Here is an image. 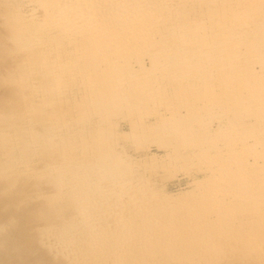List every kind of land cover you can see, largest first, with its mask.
<instances>
[{"label":"rangeland","instance_id":"374dc122","mask_svg":"<svg viewBox=\"0 0 264 264\" xmlns=\"http://www.w3.org/2000/svg\"><path fill=\"white\" fill-rule=\"evenodd\" d=\"M32 1L33 0H0V110L2 108H7V111L5 110L6 112L4 114L0 113V137L2 138L5 135L4 137H6L7 139L12 138L11 140L9 139L10 141L5 140L6 138L4 137H3L4 140L0 139V142L2 140V142L4 143V144L0 143L1 145L0 161H3V164H6L7 166L6 167L4 165L2 167L1 166L2 162H0V167L2 169V170L0 169L1 170L0 171V264H264V143L257 142L260 140V138L261 140L264 141V135H263L264 124H262L264 123L263 122L264 112H262V110H264V104H263L264 102L260 101L261 100L260 98H264V73H263L264 70H262L264 69V65L262 64L264 63L263 62L264 50H262L264 46L260 45L259 47L258 45L261 44L258 43L259 40L262 41V39L261 38L259 39V37H261V35H264V31L262 30V28L264 29V0H216V1L215 0H172L174 4L175 3L177 4L175 5L173 4V6L168 5L170 9L164 6H162L164 8L159 6L160 8L158 9L159 11H156L157 6H154L155 7L154 10L156 12H151V14H149L150 12L146 11V13L148 12L147 15L151 16L150 18H153L155 20L157 15L155 16L154 14H160V16H163L162 18L160 16L157 17L158 18L156 22L157 24L155 23L156 26L153 24V27L156 31L153 29L152 32L153 33L155 32V34L153 35L152 33H150L151 36L150 35L148 36L149 40L147 36L143 35L144 37H146L144 38L146 42L144 40L143 41L140 40V42L134 43L133 41L129 40V38L133 39V37H128V36L131 35L137 36L138 34H132L135 31L134 29H133L134 31L132 29L129 30L132 31V33H127L129 31L127 29L126 30L124 29L130 26H123V28L124 27L125 28L121 32L123 33L122 35H124L125 33L124 31H127L126 34H128V36L127 35L125 36L121 35V36L126 37L125 39L128 40H126L125 42V39L122 38L121 43L125 42V44L124 43L123 44L126 45L127 47H125L124 45L123 47L120 46L121 48L119 49H121V51L118 49L119 46H117V44L113 45V43L115 42L111 43L112 45L103 43L105 42L103 41V39L107 41V37H105V35L108 36L109 34V33L107 34L106 32L104 36H102L103 35L102 33L99 32L89 33V30L85 31L84 29L83 32H80V30H78V32L76 31L78 34L76 32H73V30H71L72 32H70L69 30L68 33L67 29H66L67 31L63 28H62L63 30H61L60 28H56L53 25H51L53 26L52 28L50 27L51 30L46 31V28L48 27L47 29H49L50 25L46 24L47 22L45 23V21H43L44 19L43 16L41 15L42 8H40L41 7L40 4L36 2L37 5L39 4L40 7L37 6L36 4L35 6L37 7H35L33 5L34 2ZM128 1L132 2L133 0L132 1L128 0ZM155 1L162 2L163 0H158V1L155 0ZM26 2L27 4H25ZM165 8L167 11L170 10V13H172V15L174 16L173 18L172 15L168 13L169 11L167 12ZM27 10H31L30 14L33 13L34 16H32V14L31 15L28 14L29 12L27 13ZM163 12H166L168 13V15L169 14L170 15L168 16L166 15V13ZM26 14L30 15L29 16L30 18L31 17L35 19L37 18L36 19L37 21L34 22L35 19H33V21L31 20L32 21L31 22L30 18L28 17L30 21L28 22ZM39 16L42 18V23L44 22L46 24L45 26L43 24L41 28L38 27L42 25L40 23L41 18ZM14 17L17 19L14 20L15 19ZM159 17L161 19H159ZM165 17L166 18L168 17L169 19H166ZM19 18L20 20L18 21ZM21 19L22 20L24 19L23 23L27 21L28 24L25 23V25L23 26L20 25L22 24L19 23L20 21L22 22ZM163 19L166 21H160V22L162 23L166 22L165 26L164 24H161L159 22V20H163ZM11 20L16 21L15 22L16 24H14V22ZM145 21H146L145 23L153 22V20L152 21L149 20L150 21L149 22L147 19H145ZM198 21H202V22H198ZM209 21H211V25H209ZM11 23L14 24V26H16L17 28L16 30L10 27ZM17 23L19 24V28L21 30H19V28L17 27ZM30 23L31 24L36 23V25L33 24L31 25ZM39 23L41 25H39ZM168 23L169 25L167 26ZM172 23L175 25V27L179 25L178 26L179 32L177 28H174V25ZM186 23L192 26H188V24ZM215 23H217L216 24L217 27L215 26ZM197 24L201 26L199 27ZM213 25L215 26L214 28ZM27 26L30 27L37 26V27H35L34 30L32 31L33 28ZM184 26L189 28L186 29L184 28ZM24 27L26 29H24ZM167 27L168 29H166ZM161 28L162 30H164V32L161 30ZM35 29L38 30V32L35 31ZM25 30L31 31L30 34L27 35L26 33L28 32H26ZM167 30L169 32L171 31V33L173 32L176 33V35L177 34L181 35L179 37L182 39H185L184 37H186L185 40L188 39L187 41H183V40L179 42L177 41L176 43H178V45H182L181 42H184L183 46L185 47L186 45L187 49H189L190 48L189 46H191V49L193 50L197 49V51H202V49H204L203 51L206 50L207 52H210L208 55L209 59H207L206 61L207 63L209 61L208 66L207 63H205L206 65L204 63L201 64L200 59L198 61V55L196 56V54L194 55L196 57L194 58H192L193 56L191 57L192 64H190V61L176 62V60L172 58L173 53L171 49H169L171 54L167 53L169 55L168 56L166 52L169 51L168 48L165 47L167 46L169 47V45L166 44V42L170 43L171 41H167L166 40L167 38H164L165 36L167 37L169 36L168 33H165L167 32ZM16 31L17 33L19 32L18 33L19 36L21 37L24 36L23 38L20 37L21 40L20 39L14 40L15 37L9 36V33L11 35L13 32L16 33ZM42 31L45 33H43ZM64 31L67 35L64 33ZM158 31L163 34L161 35V33H159ZM183 31H185L186 34L189 33L187 35L191 36L190 39L186 34H184L185 32ZM35 32L38 35L39 34L43 35L48 33L47 34L48 37L46 36V38L45 35H43L45 40L49 37H50L49 39L51 40H53L54 38L56 39H54L52 42L50 40V42L48 43L49 39H47L45 42V40L41 37V35H39L40 36L39 37ZM52 32H54L55 34H58L59 32L60 34L55 35ZM23 33L29 36L28 37L29 41L27 40L29 43H27V41L24 39L27 37L25 35H22ZM110 35H109L110 37L108 36V39L113 38L112 34ZM56 36L57 37L60 36V37L57 38ZM67 36L71 39L70 41H68L69 38ZM31 37H33V39L36 38V41L30 40L32 39ZM37 37L41 39L40 42H38V40L40 39H38ZM150 38L152 40H150ZM65 39L67 40L65 41ZM118 39H121L120 35ZM163 40L165 41V45L164 43L161 44ZM16 41H22V42H20L21 43L20 44L17 43ZM188 41H190V43ZM224 42H226L227 47L226 45L223 44ZM39 43L41 45L40 46L41 49L39 47ZM50 43H51V47H49ZM186 43H189L190 45ZM219 43L220 45L222 43L223 46L222 45L221 46L222 47L225 46L224 47L225 49L224 48L221 49ZM102 44L103 45L105 44V46H103L105 48V51L107 49L109 52L107 51L106 53H104L105 51L104 49H102L103 48ZM191 44H194V46ZM214 44L217 46H215ZM20 45L23 48L20 47ZM130 45L132 46L137 45V47L135 49V47H132ZM213 45L214 47H212ZM43 46L45 47L48 53L46 52L45 49H43ZM46 46L50 50L47 49ZM115 47L117 49H115ZM215 47L218 49H216ZM78 48H80V50H78ZM99 48L102 49L103 51L100 50ZM97 49H99V51ZM130 49L134 52L137 51V49H139L137 51L140 52L139 54L135 52V54L137 53L139 55V56L136 55L138 58L135 56V54L134 55L129 54L132 53ZM42 50H44V53L48 54V56L45 54L47 58H45L46 56L43 54ZM95 50L97 51L95 52ZM219 50H221L222 54ZM93 51L95 55L92 53ZM216 51L217 54H221V55H217ZM36 52H39V55L42 59H40V57L37 56L38 53L35 54ZM88 52L90 53L88 54ZM207 52H205L206 55L208 54ZM34 54L36 56H34ZM98 54L101 55L103 54L104 56L103 55L102 56L103 57L106 56L107 59L104 58L103 60L102 59L103 57L101 55L98 56ZM225 54L229 55V57H225L226 56ZM32 55L33 57H30ZM80 55L82 59L84 58L83 60L80 59L79 57ZM90 55L94 57H91ZM128 55L131 56V58H129ZM85 56H88L89 58ZM76 57L79 58V60H82L79 61V64H78V59ZM112 57L115 58L113 59ZM230 57H233L234 59H231ZM73 58L77 60H74ZM127 58L129 59L127 60ZM136 58L138 60H136ZM155 58H159V60L164 58L163 61L165 62L164 63L165 66L166 65L168 66L170 62L173 60L175 62H171L170 66L172 65L173 66L172 67L168 66L167 67L168 70H165L164 68L165 70L164 71L161 68V70L165 72V74L164 73L161 74L158 73L159 71L154 72V70H157L155 69V67L157 68V66H155L154 63ZM216 58L219 59L218 63H220V65L218 64V68H219L218 79L214 80L213 63ZM108 59H112L113 60L112 63L107 62ZM130 59L132 60L130 61ZM229 59L231 60V62L233 61L232 64L229 61ZM244 59L248 60L247 61L248 63H245ZM29 60L32 61L34 64L32 62H29ZM99 60L101 62L107 60L105 61L106 65L105 62L101 64ZM124 60H126L127 62ZM168 60H170V62ZM184 60L187 59L184 58ZM193 60H195V62L198 61L199 63H194ZM41 61L42 63L44 61L45 62L41 64L40 63ZM93 61L95 62L93 63ZM114 61H117L119 64H116L117 62L114 63ZM166 61L169 62V64ZM236 62L238 65L236 64ZM45 63L47 64L46 66H44ZM91 63L96 65L95 66L90 65ZM124 63L126 65H124ZM175 63H177V65H175ZM179 63L182 64L186 63V64L181 66V64ZM242 63H244L245 66ZM80 64L83 67H81ZM120 64L124 65V67ZM188 64L191 67L190 69L188 68ZM239 64H241L244 67L243 69L245 70H241L242 67H240L241 65ZM246 64L251 66V67L248 66L250 71L249 69L246 70V68H248ZM108 65L111 67H109ZM231 65H233V67H235L236 70L233 69V67H230ZM84 66L85 67L87 66L89 69L84 68ZM92 66L94 67L92 68ZM118 66L119 67L121 66L120 71L118 69ZM186 66L189 70L186 69ZM79 67L81 70V71L79 70V72L81 73H77ZM125 67L126 69H124ZM129 67H131V70L129 72L125 71V70H129L127 69ZM32 68H34V70L37 69L36 73ZM99 69L100 72L98 73ZM173 69L174 70L176 69L175 71L177 72V74L181 76L178 77L180 79L177 78L178 80H175L178 75L176 74L175 71H173ZM183 69H185L186 71ZM88 70L90 71L86 72ZM91 70H93L92 71L93 74H91ZM94 70L96 71L94 72ZM101 70L103 71L105 70L104 71L105 73L101 72ZM111 70L114 71L112 72ZM121 70L128 73V74L125 73L124 75L127 74L129 76L123 77L122 76L123 71ZM42 71L45 72V74H47L46 75L47 78L45 77ZM59 71L61 72V74L63 73L62 74L63 76L60 74H59L60 77L56 76L58 75V73H60ZM62 71H64L65 74ZM116 71H119V73ZM169 71L171 73L175 72V74H171ZM243 71H246L245 75H244L245 72ZM31 72L34 75L31 74ZM52 72L55 73V75L53 74L51 75ZM67 72L72 75L69 74L70 75L69 76ZM82 72L86 74H83ZM150 72H152V74H149ZM190 72H192L193 74ZM256 72L259 74H256ZM108 73L109 74L111 73L110 75L112 76L115 75V76L112 77ZM121 73L122 75H120ZM183 73L185 75H183ZM211 73L213 77L210 76ZM41 74H43L44 76ZM90 74L93 76L92 78L90 77ZM100 74L102 75L101 76L102 78L100 77ZM188 74H190L191 76L189 75L190 76L189 77ZM81 75H87V76L83 77ZM94 75H96L95 76L96 78L94 77ZM105 75L108 78L112 77L110 78L111 80H113L114 78L115 79L117 78L118 80H120V78H125L126 80L125 79L123 80L121 79V81H118L117 79L116 80L120 82L121 87H124V89L126 88L127 90L126 89L124 90L123 88H120V86H117L118 82L115 79L114 81H105L108 79L107 77H105ZM167 75L175 77V79H173L172 77H168ZM257 75L258 76L261 75V76H259L258 78ZM130 76L132 80H130ZM145 76L149 77L148 79L150 80L145 78ZM157 76H159V78L161 77L164 79L161 78L159 79ZM187 76L190 80L187 78ZM208 76L211 77L212 79H210ZM88 77L90 79H88ZM97 77H100V79L105 78L102 81L105 84L109 82V85H111L109 86L111 91L109 90V87H106L108 86L107 85L108 83L105 86V84L102 81H100L99 78ZM138 77H140L141 79ZM25 78L27 80H25ZM42 78H44V80L48 79L50 82L48 80H47L48 82L43 81ZM84 78H86L85 83H84ZM151 78H153V80H151ZM182 78L184 80H182ZM206 78H208V81L213 80V85L215 82L217 84L215 83V86H213L210 84L211 83L210 81H209L210 83L207 84ZM91 79H98V80L91 81ZM57 80L59 81L60 85L59 83L57 84L58 82ZM60 80L61 81L65 80V81H62L61 83ZM87 80L91 81V83L93 82L92 84L94 85H91L90 82L88 84L89 86L85 85L88 83ZM141 80H143L144 82H142ZM154 80L155 81L157 80V82L155 83ZM240 80L241 82H238ZM95 81L97 83H95ZM145 81L147 83H145ZM150 81L153 82L151 83ZM166 81H168L169 83ZM65 82L67 84H65ZM125 82H127L128 84ZM131 82L132 84H134V86L130 85ZM48 83L52 85L56 83L55 85L57 86L54 85L55 86L54 87L52 85H49ZM114 83L117 84L115 85ZM244 83L248 85H245ZM42 84L45 85V87L42 86ZM64 84L66 85L65 87H63ZM113 84L117 87L115 88V90H119L120 93L122 94V95L119 94V91H117L118 93L115 92L116 94L114 95L116 96L121 95L120 96L121 99H119L120 97L118 96L117 99L119 100H114L116 101V103L112 102V100H110V98L108 97L110 96L111 92L114 91V89H111ZM135 84L138 87H139L138 84H140V86L144 88V90L142 91H146V89L148 91V86H149L151 90V91L149 90L150 94H147L149 93L148 91L140 96L139 94H141V92H139V90L141 91L142 88H138ZM153 84H156V86ZM162 84L165 85L163 87L164 89L162 88L163 86ZM187 84L189 86L190 84L192 85L191 87H189ZM230 84L233 85V87ZM90 85L92 87L93 86L95 87L92 88ZM152 85L154 86V90L152 88L153 87ZM48 86L51 87L50 88L51 90L52 88L55 89L54 92L52 91V93H54L53 95L48 93L49 91L51 93V90L49 89ZM135 86L138 89H135ZM176 86L178 87V89L176 88ZM209 86L210 88H208ZM131 87L133 88V90H135V92L134 91L133 92L134 94L136 93L135 94L137 96L136 98L134 94H131L133 92H129L132 89ZM155 87L156 88L161 87V90L157 88L159 89L161 94L158 93L159 91ZM217 87H219V91ZM230 87H232V89H230ZM47 88L49 89V91ZM245 88H247L246 91L248 90L247 93L245 91ZM43 89L45 91H42ZM121 90L124 91V93H122ZM162 90H166V91L168 90L169 92ZM185 90L188 92L186 93ZM126 91L129 94L125 93ZM213 91L214 92L216 91L217 95L220 92L218 95L219 97H217L216 93H213ZM243 91L245 94H242ZM255 91L260 92L261 95L263 94L262 95L263 97H261V95L260 97H256L257 92ZM87 92L91 93V97L89 96L90 94H87ZM210 92L212 93L210 94ZM151 93L152 94L154 93V95H152ZM177 93L179 94V96L177 95ZM192 93H194L193 95H197V97L193 96ZM206 93L209 94L206 95ZM126 94L128 95V97ZM145 94L150 96V97L148 96L149 98L148 100H146V102H145L146 99L145 97L147 96H144ZM167 94L170 97L173 95L171 99L168 98ZM186 94H190L191 96L190 95L185 96ZM254 94H255V98L252 99V97H254ZM112 95L110 96L111 98L113 97ZM138 95H139V99L141 97L142 100L143 96L144 98L142 101L143 104L142 102H138V106H137V103L135 102L137 101L136 99H138ZM87 96H89L90 99L97 98L95 100L98 101V103L93 104L96 103V101L93 99L95 102L92 101V105L93 106L99 105L100 107L98 106L99 108L96 109V106L94 107L89 106V103L92 99L89 101V99L86 98ZM154 96L155 97L162 96L164 98H160V100H158L159 98L158 97L154 98ZM133 97H134V101L131 100L133 99ZM152 97L154 98V100ZM108 98L110 101L108 100ZM113 98L116 99L115 97ZM122 98L123 99L126 98V99H124L123 101ZM165 98L170 99V101L166 99L167 101L165 102ZM139 99L138 101H140ZM149 99L152 100L150 101ZM155 99L159 102L157 103ZM125 100L126 102L133 101L134 107H131L133 106L132 105L133 102L132 103L129 102L128 104L125 102ZM87 101L89 102L88 104L86 103ZM106 101H108L109 103L112 102L113 107L112 104H110L111 106H109V104H107L108 102ZM122 101L124 103H122ZM153 101L155 102V104L158 105H155ZM216 101H218L219 103ZM151 102H153V105ZM252 102L255 103L252 104ZM121 103L122 105L124 104H128V105H124L125 106L124 108V106L122 105L119 106V104ZM159 103H163L166 106L162 104L159 105ZM245 103H247V105ZM114 104L118 105V107H120V110L119 108L116 109L117 106H114ZM255 104L258 108L254 107ZM82 105L83 107L85 108L87 107L88 109L86 108L85 110L84 108L85 111L82 110ZM139 105L141 108H139ZM64 106L65 109L61 110L62 109L61 107ZM128 106H130V108H128ZM142 106L143 107L145 106L144 107L145 110L142 109L143 108ZM89 107H93L94 109L93 108L91 109H93L94 111L89 109ZM101 107L102 108L105 107L106 109L104 110L103 108L104 110L103 111ZM239 107L243 109L246 116L248 115L247 117L250 116L253 117L247 120L249 122L252 121L251 122L252 124L247 121H243L242 119L243 117H241L242 119L241 121L239 118V121H236L235 124L234 122L235 117L234 114L230 112L231 111L230 109L234 111L235 110L238 111V109H240L241 110L240 112L243 113L242 109ZM107 108L109 109L108 111L112 109V112L110 111L111 113L107 111L108 115L111 116L112 114L110 118H108L109 116L106 114L107 112H105ZM256 108L258 110H256ZM96 110H98L99 112ZM101 110L105 113L101 112ZM82 111L86 113L84 114ZM94 112L95 115H91L94 114ZM97 112L98 114L101 113L99 114L100 116L104 114V117L103 115L101 116V118H99V115L96 116ZM227 112L231 114L228 115L229 113ZM217 114L218 116H216ZM219 114L222 115L220 116ZM1 115L2 116L6 115L8 117L5 118L4 116L2 117ZM88 115L93 117L92 118L88 117ZM51 116L53 118H51ZM77 117L78 119L80 118L82 121L78 120ZM199 117H201V120ZM225 118L228 120H226ZM102 120H104L105 122H102ZM207 121L210 123H208ZM77 122H79L80 125L79 124L77 125ZM206 122L208 124L200 125L201 123L204 124ZM246 122L248 124H246ZM254 123H256V125ZM74 124H76L79 127H76ZM257 124L258 127H256ZM199 125L201 126L202 129H204V135L201 132L203 130L200 128ZM167 126L169 127V129L165 131L164 129ZM260 126L263 127L260 129ZM53 127L55 131H53L52 129ZM250 127L254 131H252L251 129H250L251 132L247 130ZM14 128L18 130L15 131ZM198 128L201 129V131H199ZM206 128L207 130H205ZM257 128L260 129V131L263 130L261 131L262 135L260 131L257 130ZM20 129L28 133L30 132V135H28V133L26 132L18 133ZM13 130L17 134L15 135L16 137L14 136L15 132L14 134L12 133ZM35 131L41 132V133H37V135L38 136L41 135L42 138L45 139V142L41 137L39 139H37V137H34L36 133ZM44 131L46 132L48 131L49 133L47 132L46 134ZM69 131L73 135H71L70 133L68 134ZM90 131H92V133H95V134L90 133L91 135H94V137H92V141H94L95 138L98 137L96 142L99 143L101 142L100 144L98 143L101 149L107 147L108 150L112 151L114 149V152L117 151L115 152L117 156L122 154L123 157L119 156V158H121V160L124 161L118 159L119 161H121V163L119 164L117 163L118 162L117 159H116L117 161L114 160L117 157L115 154L113 155V159L111 158L109 159L108 157L109 156L112 157L111 155L113 153H111L110 151L108 152V150L106 149L105 151L103 149L98 150V152L101 151L103 155H105V153L108 152L106 154L109 155L108 156L105 155L104 157L105 158L107 157L110 161L106 158L107 159L106 162L107 163L109 162L110 167H111V163L113 165L116 164L115 165L117 166L116 168H118L119 166L118 170L120 169L121 172L124 174V176H128V178L131 177L132 183L134 185L130 183L131 179L129 180L130 182L129 181L127 182L128 180L127 177H125L127 178V180H125L124 176H122L121 174L118 176L117 174L119 173V171L118 170H116L118 172L114 171L115 167H112L111 170L108 168L110 170V172L108 170V172L110 173L108 174L110 176L107 175L106 172L107 168L105 167V165L107 166V164L105 163V159L103 158L101 153L99 154L98 152H96L99 154L98 155L99 158H97L98 156H96L95 153V151H97L99 147L94 146L98 148H93L92 144L90 145V143L92 142L90 139L91 137L85 136V134L87 132L89 134ZM4 132H7V134H5ZM31 132L32 134H34V136L31 134ZM42 132L45 133V134L43 133L45 136L42 134ZM73 132H75L76 135L77 134L80 135L82 132L84 133L81 134L82 136H76ZM97 132H101V133L106 132L107 135ZM252 132L255 135L259 134V136H255ZM198 133H200L199 135L201 136V137L199 136V140L201 139L200 142L201 143L204 142L203 144H205L203 146L202 144H200L198 139H196L198 142L191 138L190 139L192 141H190L189 139V137L198 138L197 137ZM18 134L21 136L19 137ZM62 134L64 135L67 134L66 135V137H68L67 139L72 141L69 142L64 136H63L64 138H61ZM190 134L193 135L190 136ZM201 134L204 137H202ZM101 135L106 137V138L104 137L105 140L108 138L107 141H109L110 147L112 145L114 147L108 148V145L103 147L104 145L102 143L103 140H101L102 138ZM183 135H185L186 137ZM31 136L36 138L37 142L35 141L34 138L33 139L35 142L32 141L33 139L30 138ZM47 136L50 137L47 138ZM235 136L238 138H236ZM25 137L31 139V142L29 140L27 141ZM73 137H75V139ZM182 138H184L183 140L186 142H184ZM16 139H18L19 140L18 142L21 144H19ZM87 139L89 142L87 141ZM12 140L13 141L15 140L14 141L15 143ZM38 140L40 142L43 140L44 143L41 142L40 144L38 143L39 142ZM59 140L63 142L66 141V143L59 142ZM105 140L104 143L107 144L108 142ZM193 141L194 143H190ZM96 142L95 141L94 143L92 142L93 145L97 144ZM182 142L186 143L187 146L185 144L183 146ZM37 143H38L37 146L34 145ZM60 143H63L65 145L62 144L61 147ZM68 143L74 144V145L72 144L70 147V149L72 148L71 151L69 149ZM195 143L197 144V146ZM28 144H30L29 150L28 147L27 148L24 147L26 145L28 146ZM101 144L103 146H101ZM19 145H24V146H22L23 148L21 149ZM32 145H34L36 148L33 146L34 148L33 149ZM59 147H61V149ZM67 147L68 149H65ZM201 147L204 149H202ZM15 148L17 151H15ZM8 150L12 154H10ZM32 150H36V151L32 152ZM18 151H23V153L24 152L25 153L22 154V152H18ZM63 151L66 155L63 154ZM59 152H61L62 154ZM86 152L93 154L94 157L91 154L88 155V153ZM15 153H17L16 156ZM83 154H85L89 158H91L92 156L94 161H91L93 160L92 158L90 160L85 155L83 156ZM72 155L75 156L76 158H74ZM8 158L10 159L8 160ZM95 158L98 161L100 158H102L103 159L102 161H104V163L102 162H101L102 164L99 163L100 161L99 162L96 161ZM59 159L64 164L61 163ZM85 159L90 164L88 162H85ZM81 160H84L83 162L87 164L83 163ZM111 160L114 163L111 162ZM75 161L77 163H79L80 161L81 162L78 165ZM90 161L93 162L92 164L93 166L91 165ZM53 162L55 164L58 163L57 164L58 168H54L56 165L53 164ZM65 162H68L70 166H71L70 164L71 162L73 166L77 164L75 165V167H77L78 169L77 173L76 171L75 172L73 171L75 169L73 166H71L73 169L71 168L69 170V174H71L73 171V174H75L76 177L75 175L72 174L69 175L68 171L62 174L63 172L62 168L65 167L64 171L67 170L66 167L68 165L66 166ZM97 162L99 164H96ZM59 164H63L65 166L64 167L59 166ZM124 164H126V166ZM86 165L88 166L90 165L89 170L84 168ZM52 166L54 170L61 169V171L52 170ZM88 166L86 168H88ZM120 166H122L123 168H120ZM41 167L43 169H41ZM80 167L87 170L88 173L84 169L82 170V168ZM92 167H97V169L96 168L95 170L94 168L91 169ZM124 167L127 170H125ZM68 168L70 167L68 166ZM45 169L49 172H47ZM79 169H81L86 175L89 176H86L85 174L83 175V172L81 170L79 171ZM90 169L97 172L99 171V173L101 172L100 175L98 174V176L100 177H102L103 175L106 178L108 176V178L110 179L113 177L112 181L113 183H115L113 185L116 186V188L112 186L113 187L112 189L115 190V192L111 193L112 198L110 195L108 194L106 195L101 191L99 192V190H96L98 187L97 185L94 188L93 186L95 184L94 180L95 179L98 180L100 179V177L98 178V176L97 177L95 176L94 178L93 177L94 173L92 174L91 173L92 171H90ZM101 170H104L103 173L104 172L106 173L103 174ZM51 171H53L54 173H52ZM126 171L131 172L132 175L130 173L127 175ZM229 171L233 172L234 175L233 181H230V179L232 180L233 175H231L232 174L231 172L230 174L231 177H230ZM114 172L117 173L116 175L118 177L121 176L119 178V180L121 179L119 181L120 183H116L117 182L116 180L118 178H116L115 175L111 176V174H115ZM58 173H61V175L67 173V175L69 176L67 177L64 176L65 179L62 178V176H60L61 178H59L57 177V175H60ZM53 174H55L56 177L58 178V179L55 178L56 180H58L57 183H55L56 182L55 179H52V177L54 178ZM78 174L82 175L81 176L82 178L78 176V178L80 177L81 179H83L82 181L78 180L77 178ZM68 177L70 179L75 177L79 181V183H77L76 179H71L73 181L71 182ZM88 177L90 178V180L93 181H90ZM114 177L116 178L115 180ZM66 178L68 179V181L71 182V184L70 182L66 183L68 182ZM59 179H61L60 180L61 183L59 182ZM124 180L127 182V184H131V185H126V183L125 185L123 184L124 186H127L125 188H129L127 190L125 189L124 192L129 190V192H126L125 194L123 193V191L120 190L123 186L120 184L124 182ZM133 180L134 181L136 180V182H133ZM87 181L88 183L89 182L92 183L88 184L86 183ZM101 181L100 184H102ZM139 181L143 183L142 186H140L141 182L139 183ZM62 182H64V184ZM80 182L82 184H84L83 182H85V184L82 186L80 185L81 184ZM73 184L76 185L79 184L81 187H83V191L80 192L79 189H76L77 191H79L77 192L75 188H73L74 187L72 186ZM96 184L99 185V183L97 182ZM116 184L117 185L119 184L120 186L119 185L117 186ZM55 185L57 186V188L55 187ZM64 185H66V187H68V185L71 187H68L69 189L68 190L67 188H65ZM88 185H90L91 188ZM78 186H76V188H78ZM84 186L86 187L88 186L89 189L88 188L85 189L86 187ZM58 187L60 190H58ZM81 187L80 190L82 189ZM130 187L132 188L134 187L133 188L134 190L131 192L130 190H132V188ZM137 187L139 188V190L140 188L142 189V191L144 190L143 191L144 193L140 192ZM71 189L75 190L76 193L79 194L78 199L76 198L77 195L73 190L71 193L72 197L70 196L68 192H70ZM84 189L86 191L89 190L90 193L91 191L93 192V190H94L93 193L95 194L99 192L101 193L100 195L103 198L100 197L98 193L96 194L98 198L94 197L95 194L94 196L93 194H91L90 195L91 198L93 197L92 199L95 201L89 203L88 199L84 200V197L86 198V196L89 195V192L87 194L86 191L84 192ZM67 190L68 192H66ZM141 193L144 194V197L141 195ZM114 194L118 195V198L121 199L118 201L117 200L118 198H116L117 196H115ZM80 195H82L83 197H81ZM107 196H110V198L108 197L109 199H107ZM140 196H142L144 199L141 198ZM80 197L83 199H79ZM128 197L129 198L131 197L132 199H129ZM110 199L112 201H110ZM73 200L76 201L77 203L73 202ZM96 202L98 203L102 202L101 203L102 206L99 208L96 207L100 205V204H95ZM62 203L63 204L66 203L67 205L66 204L63 205ZM69 203L73 206V209L71 208L72 206H70ZM86 203H88V205ZM50 204H52L53 207ZM94 204H95V208L93 207ZM89 205L91 206L90 208ZM81 206L84 207L81 208ZM79 207L81 209H79ZM74 210L77 213L76 215L78 214L80 215V216L78 215V217H75V219L73 217V215L75 216ZM71 212L73 215L71 214ZM88 212L89 213L91 212L90 213L91 215L89 214V217L87 216ZM84 217L87 218L85 219ZM71 220H73L72 222L75 225L71 222ZM75 220L78 221V223ZM70 222L72 223V226L75 227L74 229L72 228L71 225H69ZM67 224L69 225V227H71V229L67 227ZM78 224L80 225L78 226ZM60 226L64 228L67 227V229H65L67 233L66 232L60 233L59 231H64L62 230L64 228H60ZM76 227L79 228V230H77ZM63 233L65 234L63 235ZM59 234L61 235L59 236ZM69 234L72 236H70Z\"/></svg>","mask_w":264,"mask_h":264},{"label":"bare ground","instance_id":"6f19581e","mask_svg":"<svg viewBox=\"0 0 264 264\" xmlns=\"http://www.w3.org/2000/svg\"><path fill=\"white\" fill-rule=\"evenodd\" d=\"M126 1H127V2H126ZM131 1H132V0H131ZM154 1H155V0H152V1H149V0H133L132 2H130V1H128V0H37V1H34V0H33L32 2H34V4H33L32 2H31V3H32L34 6H35V4L37 5V3L40 4L41 7L39 6V4H38L37 6H39L40 8H42V10H41V13H42V14H41V15L43 16V19H44L43 21H45V23L47 22L46 24L50 25V26H49V29H47V28H48L47 26H46L47 28L45 27V28H46V31H47V30H51L50 27L52 28V27L54 26V27H56V28H60L61 30H63V29L66 30V29H67V30H68V33H69V30H70V32H72L71 30H73V32H76V31L78 32V30H80V32H83V29H84L85 31L89 30V33H90V32H99V33H102L103 35H102V34H101V35L104 36V34H105V32H106L107 34L109 33L108 36H109L110 34H112V36H113L114 39H113V38H112V39H108V36L105 35V37H107V41L104 40V39L102 38L103 41H105V42H103V43H107V44H109V45H112L111 43L115 42V43H113V45H114V44H115V45L117 44V46H119V47H118V49H119V48L123 47V45L125 44L126 40H128V39H125L126 37H122V36H125V35L128 36V34H126L127 31H124L125 33H124V35H122L123 33H121V32H122L123 29L125 28V27L123 28V26H130V27H128V28H125L124 30L127 29V30L129 31V30H131V29H132V30L134 29V30L137 32V33H136L134 30H133V31H134L133 33H132V31L127 32V33H132V34H138L137 36H136V35L128 36V37H133V39H132V38H131V39L129 38V40L133 41L134 43H136V42H140V40H142V41L144 40V41L146 42V40L144 39V38H146V37H144V36H147V37H148L149 35L151 36L150 33H152L153 35L155 34V32H154V33L152 32L153 29H154L153 24L156 26V24H157L156 22H157V19H158L157 17L160 16V14H154L155 16L157 15L156 20H155V19H153V18H150L151 16L147 15V13L150 12L149 14H151V12L159 11V10H158V9H160L159 6H160V7L164 6V7H167V8L170 9V7H168V5H170V6L172 5V6H173L174 2H173L172 0H168V1L163 0L162 2H156V1L154 2ZM157 1H158V0H157ZM215 1H216V0H215ZM27 2H30V1H27ZM27 2H26L25 4H27ZM36 2H37V3H36ZM199 2H200V1H199ZM162 3H163V5H162ZM253 3H254V1H253ZM32 4H31V5H32ZM175 4H177V3H175ZM175 4H174V5H175ZM28 5H29V4H28ZM37 6H35V7H37ZM154 6H157V7H156V9H157L156 11L154 10V9H155ZM164 7H162V8H164ZM175 7H176V6H175ZM33 8H34V7H33ZM40 8H39V9H40ZM26 9H27V8H26ZM37 9H38V8H37ZM172 9H173V8H172ZM31 10H32V9H31ZM31 10H27V13L29 12L28 14H30V11H31ZM162 10H164V9H162ZM162 10H161V11H162ZM165 10H166V8H165ZM146 11H148V12L146 13ZM166 11H167V10H166ZM168 11H169V12H168ZM168 11H167V12L170 13V10H168ZM39 12H40V11H39ZM144 13H146V14H144ZM159 13H161V12H159ZM163 13H166V12H163ZM163 13H162V14H163ZM168 13H166V15H168ZM31 14H32V16H34L33 13H31ZM31 14H30V15H31ZM152 14H153V13H152ZM162 14H161V15H162ZM170 14L172 15V13H170ZM170 14H169V15H170ZM7 15H9V14H7ZM26 15H27V14H26ZM30 15H27V19H28V17H29ZM169 15H168V16H169ZM152 16H153V15H152ZM7 17H8V16H7ZM9 17H10V16H9ZM24 17H26V16H24ZM39 17H40V16H39ZM160 17L162 18L163 16H160ZM160 17H159V19H161ZM173 17H174V16L172 15V18H173ZM14 18H15V17H14ZM29 18H30V17H29ZM40 18H41V17H40ZM40 18H38V19H40ZM144 18L147 19L148 21H149V20H151V21L153 20V22H150V21H149L150 23H145L146 21H145ZM165 18H166V17H165ZM165 18H164V19H165ZM175 18H176V17H175ZM175 18H174V19H175ZM16 19H17V18H15L14 20H16ZM33 19H35V18L31 17V18H30V21H31V20L33 21ZM36 19H37V18H36ZM36 19L34 20V22L37 21ZM164 19H163V20H159V22H160V21H166V20H164ZM166 19H169V18L167 17ZM210 19H211V18H210ZM210 19H209V20H210ZM19 20H20V18L18 19V21H19ZM21 20H22V19H21ZM40 20H41L40 23H41L42 25L39 23V25H41V26H38V27L41 28V27L43 26V24H44V26H45L46 24H45L44 22L42 23V18H41ZM40 20H39V21H40ZM134 20H135V21H134ZM154 20H155V21H154ZM170 20H171V19H170ZM11 21H13V20H11ZM18 21H17V22H18ZM23 21H24V19L22 20V22H21V21L19 22V23H22V24H20V25H22V26L25 25V23L28 24L27 21L30 22L29 19H28L27 21H25L24 23H23ZM32 21H31V22H32ZM39 21H38V22H39ZM148 21H147V22H148ZM172 21H173V20H172ZM212 21H213V20H212ZM13 22H14V24H16V23H15L16 21H13ZM176 22H177V20H176ZM198 22H202V21H198ZM155 23H156V24H155ZM160 23H161V24H164V26L166 25V22H163V23L160 22ZM173 23H174V22H173ZM173 23H172V24H173ZM178 23H179V22H178ZM14 24L11 23V24H10V27H11L12 29L16 30L17 28H16V26H14ZM30 24H31V23H30ZM32 24H33V23H32ZM32 24H31V25H32ZM176 24H177V23H176ZM186 24H188V23H186ZM186 24H185V25H186ZM198 24H199V23H198ZM198 24H197V25H198ZM207 24H208V23H207ZM216 24H217V23H215V26H216ZM33 25H36V23H34ZM51 25H53V26H51ZM168 25H169V23L167 24V26H168ZM173 25H174V24H173ZM194 25H196V24H194ZM202 25H203V24H202ZM209 25H211V21H209ZM22 26H21V27H22ZM178 26H179V25H178ZM178 26L175 27V25H174V28H177V30H178V32H179ZM182 26H183V25H182ZM186 26H187V25H186ZM188 26H192V25H189V24H188ZM198 26H199V25H198ZM200 26H201V25H200ZM200 26H199V27H200ZM204 26H205V25H204ZM215 26L213 25V28H214ZM17 27L19 28V24H18V23H17ZM27 27H30V26H27ZM35 27H37V26H35ZM35 27L32 26V27H30V28H33V29H32V31H33ZM85 27H86V28H85ZM169 27H171V26H169ZM216 27H217V26H216ZM22 28H23V27H22ZM43 28H44V27H43ZM56 28H54V29H56ZM62 28H63V29H62ZM118 28H119V30H118ZM159 28H160V27H159ZM171 28H173V27H171ZM179 28H181V27H179ZM184 28L187 29V28H189V27H185V26H184ZM190 28H192V27H190ZM211 28H212V27H211ZM24 29H26V28L24 27ZM27 29H28V28H27ZM60 29H59V30H60ZM157 29H158V28H157ZM166 29H168V27H167ZM207 29H208V28H207ZM19 30H21V29L19 28ZM19 30H17V31H19ZM39 30H42V29H39ZM52 30H53V29H52ZM67 30H66V31H67ZM154 30H155V29H154ZM158 30H159V29H158ZM161 30H162V28H161ZM183 30H184V29H183ZM216 30H217V29H216ZM262 30L264 31L263 28H262ZM17 31H16V33H17ZM25 31H26V30H25ZM35 31L38 32V30H36V29H35ZM117 31H119V32H117ZM155 31H156V30H155ZM162 31L164 32V30H162ZM173 31H174V30H173ZM185 31H187V30H185ZM185 31H183V32H185ZM14 32H15V31H14ZM14 32H13L11 35H10V33H9V36H10V37H11V36L15 37L14 40L20 39L21 36L18 35L19 32H18L17 34L14 33ZM22 32H24V31H22ZM26 32H28V33H26V34L29 35L31 31H26ZM42 32H43V31H42ZM48 32H49V31H48ZM62 32H63V31H62ZM77 32H76V33H77ZM80 32H79V33H80ZM103 32H104V33H103ZM158 32H159V31H158ZM178 32H177V33H178ZM180 32H181V31H180ZM189 32H190V30H189ZM214 32H215V31H214ZM217 32H218V31H217ZM35 33H36V32H35ZM35 33H34V34H35ZM43 33H45V32H43ZM43 33H42V34H43ZM52 33H54V32H52ZM64 33H65V31H64ZM76 33H74V34H76ZM159 33H161V32H159ZM165 33H168L169 36H168V37H167V36H165V37L162 36V37L167 38L166 40H167V41H171L170 43H172V44H170V43L166 42V44H168L169 47L167 46V47H165V48H168V51H169V52H170L169 49L172 50V53H173V54H172V58H173L174 60H176V62H179V61H180V62H189V61H190V64H192V62H191V60H192L191 57L193 56L192 58H194V57H196V56L198 55V61H199V59H200V63H201V64H203V63H204V64L207 63L206 61H207V59H209L208 55H209L210 52H207L206 50L203 51L204 49H202V51H197V49H196L195 47H194V48H195L196 50H193V49H191V46H189L190 48L187 49V48H186V45H185V47L183 46V45H184V44H183L184 42H181L182 45H178V43H176L177 41L179 42V41H181V40H183V41H187L188 39L185 40L186 37H184L185 39H182V38L179 37V36H181V35L177 34V35H178V36H177L176 33H174V32L171 33V31L169 32L168 30H167V32H165ZM215 33H216V32H215ZM261 33H262V31H261ZM261 33H260V34H261ZM36 34H37V33H36ZM47 34H48V33L43 34V35H45V38H46V36L48 37ZM50 34H51V33H50ZM54 34H55V33H54ZM59 34H60V33L58 32V34H55V35H59ZM65 34H66V33H65ZM77 34H78V33H77ZM162 34H163V33H161V35H162ZM168 34H166V35H168ZM180 34H181V33H180ZM184 34H186V32H185ZM187 34H189V33H187ZM187 34H186V35H187ZM22 35H25V34L23 33ZM27 35H25L27 38H24L26 41L28 40V37H29V36H27ZM37 35H38V34H37ZM39 35H41V34H39ZM39 35H38V36H39ZM43 35H41V37L45 40V38H44ZM51 35H52V34H51ZM55 35H53V36H55ZM66 35H67V34H66ZM119 35H120L121 39H118V38H119ZM121 35H122V36H121ZM129 35H130V34H129ZM143 35H144V36H143ZM31 36H33V35H31ZM34 36H35V35H34ZM53 36H51V37H53ZM63 36H65V35H63ZM68 36H70V35H68ZM68 36H67V37H68ZM110 36H111V35H110ZM110 36H109V37H110ZM135 36H136V37H135ZM175 36H176V37H175ZM183 36H184V35H183ZM183 36H182V37H183ZM187 36H188V38L190 39L191 36H189V35H187ZM215 36H216V34H215ZM23 37H24V36H23ZM23 37H21V38H23ZM35 37H36V36H35ZM35 37H34V38H35ZM39 37H40V36H39ZM39 37H37V38L40 39ZM56 37H57V36H56ZM58 37H60V36H58ZM58 37H57V38H58ZM128 37H127V38H128ZM134 37H135V38H134ZM178 37H179V38H178ZM230 37H231V36H230ZM258 37H259V35H258ZM31 38H32V39H30V38H29V39L32 40V41H33V40L36 41V38H35V39H33V37H31ZM49 38H50V37H49ZM49 38H47V39H49ZM68 38H69V37H68ZM68 38H67V39H68ZM122 38L125 39V42H123L124 44L121 43V42H122ZM164 38H163V39H164ZM260 38L262 39V41L259 40ZM43 39H42V40H43ZM47 39H46V40H47ZM52 39H53V38H52ZM54 39H56V38H54ZM54 39H53V40H54ZM62 39H63V38H62ZM67 39H65V41H66ZM153 39H154V37H153ZM259 39H258V40H259L258 43H261V44H258L259 47H260V45H261V46H264V35H261V37H259ZM20 40H21V39H20ZM46 40H45V42H46ZM50 40H51V39L48 40V43L50 42ZM53 40H51V42H52ZM70 40H71V39L69 38L68 41H70ZM148 40H149V37H148ZM150 40H152V39L150 38ZM233 40H234V39H233ZM22 41H23V40H22ZM22 41H16V42H17V43H20V42H22ZM26 41H25V42H26ZM28 41H29V40H28ZM28 41H27V43H29ZM32 41H31V42H32ZM40 41H41V39L38 40V42H40ZM260 41H261V42H260ZM23 42H24V41H23ZM31 42H30V44H31ZM38 42H37V43H38ZM73 42H74V40H73ZM128 42H130V41H128ZM145 42H142V43H145ZM188 42L190 43V41H188ZM193 42H194V41H193ZM193 42H191V43H193ZM27 43H26V44H27ZM33 43H34V42H33ZM33 43H32V44H33ZM71 43H72V41H71ZM101 43H102V42H101ZM130 43H132V42H130ZM163 43H164V45H165V41H164V40H163V42H162L161 44H163ZM189 43H186V44H189ZM216 43H217V42H216ZM20 44H21V43H20ZM88 44H89V43H88ZM217 44H218V43H217ZM223 44L226 45V47H227L226 42H224ZM22 45H23V44H22ZM33 45H34V44H33ZM36 45H37V44H36ZM36 45H35V46H36ZM43 45H44V44H43ZM45 45H46V43H45ZM45 45H44V46H45ZM48 45H49V44H48ZM138 45H139V44H138ZM141 45H143V44H141ZM189 45H190V44H189ZM191 45L194 46V44H191ZM214 45H215V44H214ZM214 45H213L212 47H214ZM219 45H220V43H219ZM221 45H222V43H221ZM221 45H220V46H221ZM242 45H243V44H242ZM26 46H28V45H26ZM40 46H41V45H40V43H39V47H40ZM44 46H43V49H45ZM52 46H53V45H52ZM103 46H105V44H104V45L102 44V47H103ZM120 46H121V47H120ZM124 46L127 47L126 45H124ZM130 46H132V45H130ZM139 46H140V45H139ZM215 46H217V45H215ZM222 46H223V45H222ZM222 46L220 47L221 49H223V48L225 47V46H224V47H222ZM235 46H236V45H235ZM20 47H22V46L20 45ZM49 47H51V43H50V46H49ZM132 47H135V49H136L137 45H136V46L133 45ZM160 47H161V46H160ZM162 47H163V46H162ZM183 47H184V48H183ZM252 47H253V46H252ZM256 47H258V46H256ZM22 48H23V47H22ZM34 48H35V47H34ZM46 48L49 49L47 46H46ZM113 48H114V47H113ZM176 48H177V49H176ZM185 48H186V49H185ZM199 48H201V47H199ZM199 48H198V49H199ZM215 48H216V47H215ZM248 48H249V47H248ZM36 49H37V47H36ZM36 49H35V50H36ZM40 49H41V47H40ZM99 49H100V48H99ZM99 49H97V50L99 51ZM102 49H104V51H105V48H104V47H103ZM102 49H100V50H102ZM115 49H117V48L115 47ZM123 49H124V48H123ZM126 49H127V48H126ZM128 49H129V48H128ZM131 49H132V48H131ZM131 49H130V50H131ZM205 49H206V48H205ZM216 49H218V48H216ZM224 49H225V48H224ZM226 49H227V48H226ZM254 49H255V48H254ZM45 50H46V49H45ZM49 50H50V49H49ZM78 50H80V48H78ZM97 50H95V52H96ZM119 50L121 51V49H119ZM124 50H125V49H124ZM124 50H122V51H124ZM133 50H134V49H133ZM138 50H139V49H137V51H138ZM166 50H167V49H166ZM209 50H210V49H209ZM227 50H228V49H227ZM227 50H226V51H227ZM262 50H264V48H263ZM38 51H39V49H38ZM40 51H41V50H40ZM42 51H43V54L45 55L46 53H44V50H42ZM91 51H92V50H91ZM102 51H103V50H102ZM107 51H108V50L106 49V51H105L104 53H106ZM115 51H116V50H115ZM128 51H129V50H128ZM137 51H135V52H137ZM163 51H164V49H163ZM219 51L221 52V50H219ZM219 51H218V53H219ZM229 51H230V50H229ZM30 52H31V51H30ZM46 52H47V50H46ZM77 52H78V51H77ZM108 52H109V51H108ZM125 52H127V51H125ZM129 52H130V51H129ZM131 52H132V53H129L130 55H131V54H133V55L135 54L134 51L131 50ZM133 52H134V53H133ZM158 52H159V51H158ZM169 52H166V54H167V53H168V54H171V52H170V53H169ZM197 52H198V54H197ZM205 52H207L208 54L206 55ZM258 52H260V51H258ZM32 53H33V52H32ZM37 53H38V54H37ZM47 53H48V52H47ZM80 53H81V52H80ZM80 53H79V54H80ZM82 53H83V52H82ZM89 53H90V52H88V54H89ZM92 53L95 55L94 51H93ZM137 53L139 54L140 52H137ZM137 53L135 54V56H136V55L139 56ZM227 53H228V52H227ZM227 53H226V54H227ZM27 54H28V53H27ZM35 54H37V56L40 57L39 52H36ZM35 54H34V56H36ZM75 54H76V52H75ZM88 54H87V55H88ZM126 54H127V53H126ZM126 54H125V55H126ZM164 54H165V52H164ZM164 54H163V55H164ZM168 54H167V55H168ZM195 54H196V56H194ZM216 54H217V51H216ZM221 54H222V52H221ZM221 54H217V55H221ZM226 54H225V55H226ZM46 55L48 56V54H46ZM46 55H45V56H46ZM99 55H101V54H98V56H99ZM102 55H103V54H102ZM102 55H101V56H102ZM105 55H106V54H105ZM108 55H109V53H108ZM108 55H107V57H108ZM133 55H132V56H133ZM167 55H165V56H167ZM213 55H214V54H213ZM223 55H224V54H223ZM47 56H46L45 58H47ZM88 56H89V55H88ZM88 56H85V57L89 58ZM90 56H91V57H94V56H92V55H90ZM101 56H100V57H101ZM103 56H104V55H103ZM103 56H102V57H103ZM111 56H112V55H111ZM111 56H109V57H111ZM128 56H129V55H128ZM137 56H136V57H137ZM168 56H169V55H168ZM27 57H28V55H27ZM30 57H33V55L30 56ZM30 57H29V58H30ZM43 57H44V56H43ZM77 57H78V56H77ZM77 57H76V58H77ZM79 57H80V59H82V58H81V55H80ZM91 57H90V58H91ZM100 57H98V58H100ZM225 57H229V55H226ZM45 58H44V60H45ZM95 58H96V57H95ZM98 58H97V59H98ZM104 58H106V56L103 57L102 59L104 60ZM112 58H113V57H112ZM114 58H115V57H114ZM114 58H113V59H114ZM116 58H117V57H116ZM129 58H131V56H129ZM129 58H127V60H128ZM134 58H135V57H134ZM137 58H138V57H137ZM137 58H136V60H138ZM168 58H169V57H168ZM184 58L187 59V60H184ZM230 58H231V59H234L233 57H230ZM25 59H26V58H25ZM40 59H42V58L40 57ZM73 59H74V58H73ZM73 59H72V60H73ZM77 59H78V64H79V61H82L84 58H83L82 60H79V58H77ZM77 59H74V60H77ZM85 59H86V58H85ZM106 59H107V58H106ZM118 59H119V58H118ZM120 59H121V58H120ZM163 59H164V58H162L161 60H159V58H155L154 63H155V66H157V68L155 67V69H157V70H154V72H155V71H159L158 73H161V74L164 73V74H165L164 71H165V70H168L167 67L170 66L171 62H175L174 60L170 62V60H171V59H170V60H168V61L170 62V64H169V62L166 61L169 65H168V66H167V65L165 66V65H164L165 62L163 61ZM205 59H206V60H205ZM216 59H217V60H216ZM216 59H215V61H214V63H213V64H214V66H213V70H214V72L212 71V72H213V76H214V80H215V79H218V75H219V74H218V71H219L218 64L220 65V63H218V62H219V59H218V58H216ZM223 59H224V58H223ZM236 59H237V58H236ZM236 59H235V60H236ZM26 60H27V59H26ZM36 60H37V58H36ZM103 60H102V61H103ZM131 60H132V59H130V61H131ZM224 60H225V59H224ZM224 60H223V61H224ZM226 60H227V59H226ZM235 60H234V61H235ZM238 60H239V59H238ZM244 60H245V59H244ZM249 60H250V59H249ZM99 61H100V60H99ZM105 61H107V60H105ZM105 61H103V62H105ZM112 61H113L112 59H108L107 62L112 63ZM117 61H118V60H117ZM117 61H114V63L117 62ZM122 61H123V60H122ZM124 61H126V60H124ZM133 61H134V60H133ZM193 61H194V63H199L198 61H197V62H195V60H193ZM229 61L231 62L230 59H229ZM247 61H248V60H245L244 62H245V63H248ZM29 62H32V61L29 60ZM44 62H45V61H44ZM44 62H43V63H44ZM74 62H75V61H74ZM84 62H85V61H84ZM87 62H88V61H87ZM94 62H95V61H93V63H94ZM100 62H101V61H100ZM103 62H101V64H102ZM126 62H127V61H126ZM126 62H125V63H126ZM210 62H211V61H210ZM225 62H226V61H225ZM232 62H233V61H232ZM232 62H231V64H232ZM241 62H242V61H241ZM241 62H240V63H241ZM250 62H251V61H250ZM263 62H264V61H263ZM32 63H33V62H32ZM40 63L43 64L42 61H41ZM46 63H47V62H46ZM46 63L44 64V66L47 65ZM72 63H73V62H72ZM82 63H83V62H82ZM125 63H124V65H126ZM251 63H252V62H251ZM251 63H250V64H251ZM256 63H257V61H256ZM260 63H261V62H260ZM29 64H30V63H29ZM33 64H34V63H33ZM37 64H38V63H37ZM75 64H76V63H75ZM116 64H119V63L117 62ZM128 64H130V63H128ZM179 64H181V66H182V65H185L186 63H185V64L179 63ZM208 64H209V61H208V63H207V66H208ZM233 64H235V63H233ZM236 64H237V62H236ZM242 64L245 66L244 63H242ZM252 64H253V63H252ZM262 64L264 65V63H262ZM262 64H261V65H262ZM30 65H31V64H30ZM39 65H40V64H39ZM76 65H77V64H76ZM84 65H85V64H84ZM86 65H87V64H86ZM90 65H94V66H95L96 64H92V63H91ZM105 65H106V62H105ZM111 65H112V64H111ZM120 65H122V64H120ZM124 65H122V66L124 67ZM175 65H177V63H175ZM193 65H196V64H193ZM205 65H206V64H205ZM237 65H238V64H237ZM239 65H241V64H239ZM246 65H247V67H248V66L251 67V66L248 65V64H246ZM254 65H255V64H254ZM254 65H253V66H254ZM80 66L83 67L81 64H80ZM94 66H92V68H93ZM108 66H109V65H108ZM116 66H117V65H116ZM172 66H173V65H172ZM172 66H170V67H172ZM178 66H179V65H178ZM201 66H202V65H201ZM234 66H236V65H234ZM259 66H260V65H259ZM37 67H38V66H37ZM40 67H41V66H40ZM109 67H111V66H109ZM120 67H121V66H120ZM120 67L118 66L119 71H120ZM126 67H127V66H126ZM126 67H125L124 69H126ZM158 67H159V68H158ZM183 67H184V66H183ZM193 67H194V66H193ZM195 67H196V66H195ZM197 67H198V65H197ZM203 67H204V66H203ZM230 67H233V65H231ZM240 67H242V69L240 68L241 70H245V69H243L244 67H243L242 65H241ZM249 67L246 68V70L249 69ZM84 68L89 69L87 66H86V67L84 66ZM90 68H91V67H90ZM92 68H91V69H92ZM161 68H162L163 70H164V68H165V70L163 71V70H161ZM188 68H189V69L191 68V67L189 66V64H188ZM188 68H187V66H186V69H188ZM260 68H261V67H260ZM32 69L34 70V68H32ZM45 69H46V68H45ZM45 69H44V70H45ZM52 69H53V68H52ZM95 69H96V68H95ZM97 69H98V68H97ZM104 69H106V68H104ZM110 69H112V68H110ZM115 69H116V68H115ZM124 69H123V70H124ZM127 69H129V70H125V71H128V72H129V71L131 70V67H129V68H127ZM177 69H179V68H177ZM189 69H188V70H189ZM233 69H235V67H233ZM36 70H37V69H36ZM36 70H34L35 73H36ZM44 70H43V71H44ZM47 70H48V69H47ZM79 70H80V67H79V69H78V72H77V71H76V72H77V73H81V72H79ZM82 70H83V68H82ZM108 70H109V69H108ZM116 70H117V69H116ZM123 70H121V71H123ZM175 70H176V69H175ZM175 70L173 69V71H175ZM180 70H181V69H180ZM183 70H185V69H183ZM220 70H221V69H220ZM230 70H232V69H230ZM235 70H236V69H235ZM262 70H264V69H262ZM43 71H42V72H43ZM45 71H46V70H45ZM53 71H54V70H53ZM67 71H68V69H67ZM69 71H70V70H69ZM80 71H81V70H80ZM89 71H90V70H88V71H86V72H89ZM92 71H93V70H91V74H93ZM95 71H96V70H94V72H95ZM104 71H105V70H104ZM104 71L101 70V72L105 73ZM111 71H112V70H111ZM113 71H114V70H113ZM113 71H112V72H113ZM119 71H116V72L119 73ZM170 71H171V69H170ZM170 71H169V72H170ZM185 71H186V70H185ZM190 71H191V70H190ZM237 71H238V70H237ZM237 71H236V72H237ZM249 71H250V69H249ZM253 71H254V70H253ZM42 72H41V73H42ZM59 72H60V71H59ZM62 72H64V71H62ZM99 72H100V69L98 70V73H99ZM107 72H108V71H107ZM112 72H111V73H112ZM154 72H153V73H154ZM166 72H167V71H166ZM175 72H176V71H175ZM175 72H174V73H171V72H170V73H171V74H175ZM187 72H188V71H187ZM187 72H186V73H187ZM207 72H208V71H207ZM230 72H232V71H230ZM233 72H235V71H233ZM243 72H245V73H244V75H245V74H246V71H243ZM37 73H38V72H37ZM43 73H44V75H45V77H46L47 74H45V72H43ZM67 73H68V72H67ZM67 73H66V74H67ZM71 73H72V72H71ZM82 73H83V74H86V73H84V72H82ZM111 73H110V74H111ZM125 73H127V72H124V71H123V75H122V73H121L120 75H122L123 77L129 76V75H127L128 73H127L126 75H124ZM188 73H189V72H188ZM190 73H192V72H190ZM208 73H209V72H208ZM238 73H239V72H238ZM240 73H241V72H240ZM263 73H264V72H263ZM31 74H33V73L31 72ZM52 74L55 75V73H53V72L51 73V75H52ZM59 74L62 75L63 73L61 74V72H60V73H58V75H56V76L60 77ZM64 74H65V72H64ZM69 74H70V73H68V75H69ZM87 74H88V73H87ZM91 74H90V77L92 78L93 76H92ZM108 74H109V73H108ZM110 74H109V75H110ZM112 74H113V73H112ZM129 74H132V73H129ZM146 74H148V73H146ZM149 74H152V72H150ZM154 74H155V73H154ZM166 74H168V73H166ZM176 74H177V72H176ZM192 74H193V73H192ZM247 74H248V73H247ZM252 74H253V72H252ZM256 74H259V73L256 72ZM33 75H34V74H33ZM41 75H43V74H41ZM44 75H43V76H44ZM70 75H72V74H70ZM70 75H69V76H70ZM76 75H77V74H76ZM76 75H75V76H76ZM118 75H119V74H118ZM155 75H156V74H155ZM158 75H159V74H158ZM169 75H170V74H169ZM177 75H178V76L176 77V79H175V77L168 76V75H167V76H168V77H172V78L175 79V80H178V79H180V78H178L180 75H179V74H177ZM183 75H185V74L183 73ZM186 75H187V74H186ZM189 75H190V74H188V76H189ZM233 75H234V74H233ZM233 75H232V76H233ZM248 75H249V74H248ZM56 76H55V77H56ZM62 76H63V75H62ZM69 76H68V77H69ZM81 76L84 77V76H87V75H81ZM95 76H96V75H94V77H95ZM101 76H102V75L100 74V77H101ZM110 76H112V75H110ZM113 76H115V75H113ZM113 76H112V77H113ZM116 76H117V73H116ZM131 76H132V75H131ZM131 76H130V80H132V79H131ZM143 76H144V75H143ZM150 76H151V75H150ZM173 76H174V75H173ZM188 76H187V78H188ZM190 76H191V75H190ZM190 76H189V77H190ZM206 76H207V75H206ZM210 76L213 77V76H212V73L210 74ZM234 76H235V75H234ZM253 76H254V75H253ZM255 76H256V75H255ZM257 76H258V75H257ZM259 76H261V75H259ZM259 76H258V78H259ZM65 77H66V76H65ZM65 77H64V79H65ZM100 77H97V78H99L100 81H102V80L105 79V78H104V79H100ZM103 77H104V76H103ZM105 77H107V76L105 75ZM112 77H110V78H112ZM151 77H152V76H151ZM157 77L159 78V76H157ZM157 77H155V78H157ZM180 77H181V76H180ZM208 77H209V76H208ZM211 77H209V78L212 79ZM235 77H236V76H235ZM248 77H249V76H248ZM46 78H47V77H46ZM56 78H57V77H56ZM56 78H54V79H56ZM95 78H96V77H95ZM101 78H102V77H101ZM107 78H108V77H107ZM107 78H106V79H107ZM110 78H108V79L105 80V81H114V79H115V78H114L113 80H111ZM127 78H128V77H127ZM132 78H133V77H132ZM138 78H140V77H138ZM138 78H137V80H138ZM142 78H143V77H142ZM145 78L148 79L149 77L145 76ZM155 78H154V79H155ZM160 78H161V77H160ZM160 78H159V79H160ZM177 78H178V79H177ZM184 78H185V77H184ZM192 78H193V77H192ZM228 78H229V76H228ZM228 78H227V79H228ZM236 78H237V77H236ZM244 78H245V77H244ZM249 78H250V77H249ZM252 78H253V77H252ZM254 78H255V77H254ZM23 79H24V78H23ZM42 79H43V81H47V80H48V79H47V80H44V78H42ZM68 79H69V78H68ZM68 79H67V81H68ZM85 79H86V78H84V83H85ZM88 79H90V78L88 77ZM116 79H117V78H116ZM116 79H115V80H116ZM121 79L123 80V79H125V78H120V80H118V79H117V80H118V81H121ZM128 79H129V78H128ZM128 79H127V80H128ZM140 79H141V78H140ZM143 79H144V78H143ZM147 79H145V80H147ZM161 79H164V78H161ZM188 79H189V78H188ZM206 79H207V81H208V78H206ZM227 79H226V80H227ZM233 79H234V78H233ZM242 79H243V78H242ZM25 80H27V79L25 78ZM92 80H98V79H91V81H92ZM117 80H116V81H117ZM125 80H126V79H125ZM137 80H135V81H137ZM148 80H150V79H148ZM151 80H153V78H151ZM165 80H166V78H165ZM182 80H184V79L182 78ZM186 80H187V79H186ZM189 80H190V79H189ZM254 80H255V79H254ZM48 81H49V80H48ZM48 81H47V82H48ZM57 81H58V80H57ZM57 81H56V82H57ZM60 81H61V80H60ZM62 81H65V80H62ZM62 81H61V83H62ZM87 81H88V80H87ZM91 81H88V83L85 84V85L89 86L88 84H89V82L91 83ZM118 81H117V82H118ZM133 81H134V80H133ZM141 81L144 82L143 80H141ZM154 81H155V80H154ZM207 81H206L207 84L211 82L210 84L213 85V80H211V81L209 80L210 82H209V81L207 82ZM216 81H217V80H216ZM227 81H228V80H227ZM257 81H259V80H257ZM49 82H50V81H49ZM102 82H103V81H102ZM142 82H141V83H142ZM148 82H149V81H148ZM150 82L152 83L153 81H150ZM156 82H157V80L155 81V83H156ZM164 82H165V81H164ZM166 82H168V81H166ZM231 82H232V80H231ZM235 82H236V81H235ZM238 82H241V80L238 81ZM58 83H59V81L57 82V84H58ZM92 83H93V82H92ZM92 83H91V85H94V84H92ZM95 83H97V82L95 81ZM103 83H104V82H103ZM107 83H108V84H107ZM107 83H106V84H107L108 86H106V84L104 83L106 87L111 86V85H109V82H107ZM121 83H122V82H121ZM125 83H127V82H125ZM145 83H147V82L145 81ZM168 83H169V82H168ZM191 83H192V82H191ZM215 83H216V82H215ZM215 83H214L213 86H215ZM233 83H234V82H233ZM43 84H44V83H43ZM43 84H42V86L45 87V85H43ZM48 84H49V83H48ZM48 84H47V85H48ZM55 84H56V83H55ZM55 84H54V85H55ZM65 84H67V83L65 82ZM65 84L63 85V87L66 86ZM68 84H69V83H68ZM114 84H115V83H114ZM114 84L112 85V88H111V89H114V91H112V92H114V93L111 92L110 96L113 94L112 96L115 97L116 99H114L113 97H112V98H113V99H112L110 96H108V97L110 98V100H112V102L116 103V101H114V100H119V99H121L120 96H121L122 94L120 93L119 90H115V88H117V87L115 86L117 83H116L115 85H114ZM118 84H119V85H118ZM118 84H117V86H120V82H118ZM127 84H128V83H127ZM129 84H130V83H129ZM142 84H143V83H142ZM166 84H167V83H166ZM171 84H172V82H171ZM216 84H217V83H216ZM244 84H245V83H244ZM49 85H52V84H49ZM54 85H52V86H54ZM59 85H60V83H59ZM59 85H58V86H59ZM91 85H90V86H91ZM96 85H97V84H96ZM124 85H126V84H124ZM130 85H133V86H134V84H132V82H131ZM135 85H136V84H135ZM138 85H139V87L136 85L138 88H142V87L140 86V84H138ZM147 85H148V84H147ZM153 85L156 86V84H153ZM153 85H152V86H153ZM157 85H158V83H157ZM159 85H160V84H159ZM162 85H163V86H162V88H163L165 85H164V84H162ZM187 85H188V84H187ZM191 85H192V84H190V86H189V85H188V86L191 87ZM211 85H210V86H211ZM218 85H219V84H218ZM230 85H231V84H230ZM234 85H236V84H234ZM240 85H241V84H240ZM245 85H248V84H245ZM55 86H57V85H55ZM55 86H54V87H55ZM126 86H128V85H126ZM136 86H135V89H138V88H136ZM160 86H161V85H160ZM167 86H168V85H167ZM169 86H170V85H169ZM210 86H209L208 88H210ZM213 86H212V87H213ZM216 86H217V85H216ZM231 86L233 87V85H231ZM243 86H244V85H243ZM249 86H250V85H249ZM48 87H49V86H48ZM91 87H92V86H91ZM93 87H95V86H93ZM93 87H92V88H93ZM129 87H130V86H129ZM129 87H128V88H129ZM172 87H173V86H172ZM174 87H175V86H174ZM192 87H193V86H192ZM205 87H207V86H205ZM232 87H230V89H232ZM237 87H238V85H237ZM237 87H236V88H237ZM247 87H248V86H247ZM258 87H259V84H258ZM42 88H43V87H42ZM50 88H51V87H49V89H50ZM59 88H60V87H59ZM120 88H123V89H124V87H121V86H120ZM131 88H132V87H131ZM152 88H153V90H154V86H153ZM155 88H156V87H155ZM157 88H159V87H157ZM157 88H156V89H157ZM169 88H170V87H169ZM176 88L178 89L177 86H176ZM194 88H196V87H194ZM217 88H218V91H219V87H217ZM236 88H235V89H236ZM248 88H249V87H248ZM45 89H46V88H45ZM47 89H48V88H47ZM49 89H48V91H49ZM125 89H126V88H125ZM125 89H124V90H125ZM129 89H130V88H129ZM145 89H146V88H145ZM159 89L161 90V87H160ZM159 89H157V90L159 91ZM163 89H164V88H163ZM166 89H167V88H166ZM180 89H181V88H180ZM212 89H213V88H212ZM246 89H247V88H245V91H246ZM251 89H252V88H251ZM262 89H263V88H262ZM50 90H51V89H50ZM107 90H108V88H107ZM109 90H110V87H109ZM126 90H127V89H126ZM142 90H144V88H142L141 91L139 90V92H141V94H139L140 96L143 95L144 93L148 92V91L150 90V88H149V86H148V91H147V89H146V91H142ZM157 90H156V91H157ZM168 90H169V89H168ZM168 90H167V91H168ZM183 90H184V89H183ZM188 90H189V89H188ZM207 90H208V89H207ZM207 90H206V91H207ZM228 90H229V89H228ZM42 91H45V90L43 89ZM48 91H46V92H48ZM52 91L54 92L55 89L52 88L51 93H50V91H49L48 93L53 95L54 93H52ZM110 91H111V90H110ZM117 91H119V94H121V95H118V96L120 97L119 99H117L118 96L114 95V94L118 93ZM133 91L135 92V90H133V88H132L129 92H133ZM150 91H151V90H150ZM150 91H149V93H147V94H150ZM162 91H166V90H162ZM167 91H166V92H167ZM175 91H176V90H175ZM175 91H172V92H175ZM178 91H179V90H178ZM190 91H191V90H190ZM216 91H217V90H216ZM216 91H215V92L213 91V93H216ZM218 91H217V92H218ZM240 91H241V90H240ZM247 91H248V90H247ZM247 91H246V93H247ZM253 91H254V89H253ZM258 91H259V90H258ZM46 92H45V93H46ZM115 92H116V93H115ZM121 92L124 93V91H122V90H121ZM134 92L131 93V94H134ZM166 92H165V93H166ZM168 92H169V91H168ZM170 92H171V91H170ZM185 92L187 93L188 91L185 90ZM235 92H236V91H235ZM255 92H257V91H255ZM262 92H263V91H262ZM43 93H44V92H43ZM48 93H47V94H48ZM95 93H96V92H95ZM125 93H127V91H126ZM154 93H157V92H154ZM154 93H153V94L151 93V94L154 95ZM158 93H160V91H159ZM162 93H164V92H162ZM182 93H183V92H182ZM190 93H191V92H190ZM194 93H195V92H194ZM194 93H192V95H193ZM211 93H212V92H210V94H211ZM219 93H220V92H219ZM219 93H218V95H219ZM225 93H226V92H225ZM228 93H230V92H228ZM228 93H227V94H228ZM231 93H232V92H231ZM35 94H37V93H35ZM49 94H48V95H49ZM87 94H90L89 96L91 97V93L87 92ZM92 94H93V93H92ZM127 94H129V93H127ZM127 94H126V95H127ZM131 94H130V95H131ZM135 94H136V93H135ZM135 94H134V95H135ZM160 94H161V93H160ZM169 94H170V93H169ZM172 94H173V93H172ZM180 94H181V93H180ZM184 94H185V93H184ZM207 94H209V93H206V95H207ZM232 94H233V93H232ZM235 94H236V93H235ZM242 94H245L244 91H243ZM130 95H129V96H130ZM139 95H138V99H139ZM165 95H166V94H165ZM167 95H168V94H167ZM177 95L179 96L178 93H177ZM187 95H190V94H186L185 96H187ZM214 95H215V94H214ZM216 95H217V93H216ZM218 95H217V97H219ZM260 95H261L260 92H257L256 97H260ZM262 95H263V94H262ZM262 95H261V97H263ZM32 96H33V95H32ZM49 96H50V95H49ZM89 96H87L86 98H88L89 101L92 99V100L90 101L91 104H90L88 101H87L86 103H87V104L89 103V106H93V105H92V101L95 102V101H96L95 99H97V98H91V99H90ZM144 96H147V97H145V98H146V99H145V102H146V100H148V98H149L150 96H149V95H146V94H145ZM144 96L142 97V100H141V97H140V99H139L140 101H138V99H136L137 101H136L135 103H137V106H138V102H142V101H143ZM148 96H149V97H148ZM172 96H173V95H172ZM172 96H171V97H172ZM180 96H181V95H180ZM190 96H191V95H190ZM193 96H196V97H197V95H193ZM236 96H237V95H236ZM250 96H253V95H250ZM33 97H34V96H33ZM122 97H124V96H122ZM127 97H128V95H127ZM127 97H126V98H127ZM136 97H137V96L135 95V98H136ZM156 97L159 98L158 100H160V98H164V97H162V96H160V97H159V96H156ZM156 97L154 96V98H156ZM165 97H166V96H165ZM171 97L168 95V98L171 99ZM109 98H108V100H109ZM126 98H124V99H126ZM129 98H130V97H129ZM129 98H128V99H129ZM131 98H132V97H131ZM152 98H153V97H152ZM154 98H153V100H154ZM173 98H175V97H173ZM173 98H172V99H173ZM188 98H189V97H188ZM192 98H193V97H192ZM253 98H255V94H254V97H252V99H253ZM93 99H94L95 101H94ZM124 99L122 98L123 101H124ZM128 99H127V100H128ZM166 99H167V98H165V102H166L167 100L170 101V99H167V100H166ZM260 99H261L260 101H263V102H264V98H260ZM110 100H109V101H110ZM131 100L134 101V97H133V99H131ZM149 100H150V99H149ZM151 100H152V99H151ZM151 100H150V101H151ZM155 100H156V99H155ZM161 100H162V99H161ZM215 100H216V98H215ZM217 100H219V99H217ZM256 100H257V99H256ZM123 101H122V103H124ZM133 101H127V102H126V100H125V102L128 103V104H129V102L132 103ZM150 101H147V102H150ZM156 101H157V100H156ZM163 101H164V100H163ZM171 101H172V100H171ZM106 102H108V101H106ZM112 102H111V103L108 102L107 104H109V106H111L110 104H112ZM118 102H119V101H118ZM153 102H154V101H153ZM153 102H151L152 105H153ZM158 102H159V101H157V103H158ZM216 102H218V101H216ZM216 102H215V103H216ZM248 102H249V100H248ZM248 102H247V103H248ZM97 103H98V101H96V103H93V104H97ZM122 103L119 104V106L122 105ZM131 103H130V104H131ZM151 103H150V104H151ZM170 103H171V102H170ZM218 103H219V102H218ZM247 103H245V104L247 105ZM250 103H251V102H250ZM254 103H255V102H254ZM254 103L252 102V104H254ZM128 104H124V105H128ZM139 104H140V103H139ZM142 104H143V102H142ZM142 104H141V105H142ZM154 104H155V102H154ZM160 104L165 105V104H163V103H159V105H160ZM248 104H249V103H248ZM257 104H258V103H257ZM261 104H262V103H261ZM263 104H264V103H263ZM124 105H122V106H124ZM132 105H133V106H131V107H134V102H133ZM135 105H136V104H135ZM155 105H158V104H155ZM162 105H161V106H162ZM217 105H219V104H217ZM242 105H244V104H242ZM242 105H241V106H242ZM2 106H4V105H2ZM84 106H85V104H84ZM87 106H88V105H87ZM94 106H96V105H94ZM94 106H93V107H94ZM98 106H99V105H98ZM98 106H96V109L100 107V106H99V107H98ZM102 106H103V105H102ZM114 106H117L116 109L119 108V110H120V107H118V105L114 104ZM122 106H121V108H122ZM165 106H166V105H165ZM249 106H250V105H249ZM252 106H253V105H252ZM260 106H262V105H260ZM29 107H31V106H29ZM93 107H89V109H91V108H93ZM112 107H113V104H112ZM135 107H136V106H135ZM142 107H143V106H142ZM144 107H145V106H144ZM144 107H143L142 109H144ZM218 107H219V106H218ZM254 107H257L256 104H255ZM61 108H62L61 110H63V109H65V106H64V107H61ZM84 108H85V107H83V105H82V110H84ZM86 108H87V107H86ZM86 108H85V110H86ZM101 108H102V107H101ZM103 108H104V110L106 109L105 107H103ZM103 108H102V110H103ZM124 108H125V106H124ZM126 108H127V107H126ZM128 108H130V106H128ZM139 108H141L140 105H139ZM239 108H241V107H239ZM244 108H246V107H244ZM257 108H258V107H257ZM257 108H256V110H258ZM21 109H23V108H21ZM87 109H88V108H87ZM93 109H94V108H93ZM93 109H91V110H93ZM113 109H115V108H113ZM142 109H141V110H142ZM237 109H238V108H237ZM241 109H242V108H241ZM254 109H255V108H254ZM5 110L7 111V108H2V109L0 110V113H1V114H2V113L4 114V113L6 112ZM17 110H18V109H17ZM85 110H84V111H85ZM91 110H90V111H91ZM98 110H99V109H98ZM98 110H96V111H98ZM102 110H101V112L104 111V110H103V111H102ZM108 110H109V109L107 108V110H106L105 112H107ZM144 110H145V109H144ZM230 110H231V111H230ZM230 110H229V111L232 112V113L234 114L235 121H234V120H233V121L235 122V124H236V121H239V118H240V121H241L242 119H243V121H247L248 119H250V118L252 117V116H250V114H249L250 117H247L248 115H247V116L245 115L243 109H242L243 113L240 112V111H241L240 109H238V111H236V110L234 111V110H232V109H230ZM247 110H248V109H247ZM251 110H252V109H251ZM93 111H94V110H93ZM96 111H95V112H96ZM99 111H100V110H99ZM99 111H98V112H99ZM110 111L112 112V109H111ZM110 111H108V112L111 113ZM115 111H116V110H115ZM249 111H250V110H249ZM249 111H248V112H249ZM254 111H255V110H254ZM17 112H18V111H17ZM61 112H62V111H61ZM82 112H83V111H82ZM95 112H94V114H91V113H90V114H91V115H95ZM98 112H97L96 116H98L99 114H101V113L98 114ZM105 112H103V113H105ZM108 112L106 113L107 115H108ZM217 112H218V111H217ZM245 112H246V111H245ZM252 112H253V111H252ZM257 112H258V111H257ZM260 112H261V111H260ZM262 112H264V110H262ZM262 112H261V113H262ZM83 113H84V112H83ZM85 113H86V112H85ZM85 113H84V114H85ZM113 113H116V112H113ZM227 113H229V112H227ZM8 114H9V113H8ZM80 114H81V112H80ZM230 114H231V113H229L228 115H230ZM262 114H263V113H262ZM9 115H10V114H9ZM102 115H103V117H104V114H102ZM102 115H101V116H102ZM113 115H114V114H113ZM219 115H220V114H219ZM221 115H222V114H221ZM221 115H220V116H221ZM251 115H253V114H251ZM256 115H257V114H256ZM256 115H255V116H256ZM1 116H2V115H1ZM3 116H4V115H3ZM3 116H2V117H3ZM101 116L99 115V118H101ZM108 116H109L108 118H110V117L112 116V114H111V116H110V115H108ZM216 116H218V114H217ZM257 116H258V115H257ZM259 116H260V115H259ZM4 117L6 118V117H8V116L5 115ZM9 117H10V116H9ZM82 117H83V116H82ZM85 117H87V116H85ZM88 117H91V116L88 115ZM92 117H93V116H92ZM92 117H91V118H92ZM232 117H233V115H232ZM241 117H243V118L241 119ZM260 117H261V116H260ZM51 118H53V117L51 116ZM74 118H75V117H74ZM199 118H200V120H201V117H199ZM216 118H217V117H216ZM252 118H253V117H252ZM77 119H78V117H77ZM82 119H83V118H82ZM84 119H85V118H84ZM104 119H105V118H104ZM106 119H107V117H106ZM219 119H220V118H219ZM219 119H218V120H219ZM225 119H226V118H225ZM262 119H263V117H262ZM7 120H8V119H7ZM7 120H5V121H7ZM75 120H76V119H75ZM78 120H81V119L79 118ZM98 120H99V119H98ZM100 120H101V119H100ZM168 120H169V119H168ZM221 120H222V119H221ZM226 120H228V119H226ZM2 121H3V120H2ZM8 121H9V120H8ZM41 121H42V120H41ZM81 121H82V120H81ZM81 121H80V123H81ZM170 121H171V120H170ZM216 121H217V120H216ZM243 121H242V122H243ZM259 121H260V120H259ZM9 122H10V121H9ZM42 122H43V121H42ZM74 122H75V121H74ZM95 122H96V120H95ZM102 122H105V121L102 120ZM207 122H208V121H207ZM207 122L204 123V124L201 123L200 125H205V124L210 123V122H208V123H207ZM211 122H212V121H211ZM234 122H233V123H234ZM247 122H249V121H247ZM247 122H246V124H248ZM251 122H252V121H251ZM251 122H249V123H251ZM255 122H256V121H255ZM263 122H264V121H263ZM44 123H45V122H44ZM44 123H43V124H44ZM72 123H73V122H72ZM75 123H76V122H75ZM90 123H91V122H90ZM172 123H173V122H172ZM185 123H186V122H185ZM220 123H221V122H220ZM229 123H230V122H229ZM240 123H241V122H240ZM257 123H258V122H257ZM259 123H260V122H259ZM78 124H79V122H77V125H78ZM217 124H218V122H217ZM235 124H234V125H235ZM242 124H244V123H242ZM246 124H244V125H246ZM251 124H252V123H251ZM254 124L256 125V123H254ZM262 124H264V123H262ZM71 125H72V124H71ZM74 125H75L76 127H79V126H77L76 124H74ZM79 125H80V124H79ZM200 125H199V126H200ZM231 125H232V123H231ZM240 125H241V124H240ZM255 125H253V126H255ZM237 126H239V125H237ZM237 126H236V127H237ZM242 126H243V125H242ZM251 126H252V125H251ZM190 127H191V126H190ZM219 127H220V126H219ZM240 127H241V126H240ZM247 127H249V126H247ZM256 127H258V124H257ZM262 127H263V126H262ZM262 127L260 126V129H261ZM17 128H18V127H17ZM45 128H46V127H45ZM200 128H201V126H200ZM207 128H208V127H207ZM207 128H206L205 130H207ZM230 128H232V127H230ZM237 128H238V127H237ZM253 128H254V127H253ZM18 129H19V128H18ZM18 129H15V128H14L15 131L18 130ZM47 129H48V128H47ZM52 129H53V131H55V130H54V127H53ZM168 129H169V127L167 126V127H165L164 130L167 131ZM198 129H199V128H198ZM201 129H202V128H201ZM201 129H199V131H201ZM232 129H234V128H232ZM239 129H241V128H239ZM246 129H247V128H246ZM250 129H251V127H250L249 129H247V130L250 131ZM254 129H255V128H254ZM260 129L257 128L258 131H260ZM14 130H13V132H12L13 134H14V132H15ZM57 130H58V129H57ZM57 130H56V131H57ZM202 130H203V131H201V132H202L203 135H204V129H202ZM251 130H252V129H251ZM50 131H51V129H50ZM196 131H197V130H196ZM233 131H234V130H233ZM236 131H237V130H236ZM236 131H235V134H236ZM252 131H254V130H252ZM261 131H263V130H261ZM261 131H260V133H261ZM23 132H26V131H23V130H21V129H20V131H18V133H23ZM35 132H36V133H35V136H34V134H32V132H31V134H32L34 137H37V139H39L40 137L42 138L41 135H40V136L37 135V133H41V132H37V131H35ZM44 132L47 134L48 131H47V132L44 131ZM44 132H42V134H43ZM237 132H238V131H237ZM250 132H251V131H250ZM255 132H256V131H255ZM4 133L7 134V132H4ZM8 133H9V132H8ZM26 133H28V132H26ZM33 133H34V132H33ZM45 133H44V134H45ZM48 133H49V132H48ZM69 133H70V131L68 132V134H69ZM73 133L76 135L75 132H73ZM83 133H84V132H82L81 134H83ZM85 133H86V132H85ZM90 133H92V131H90L89 134H88V132H87V133L85 134V136H86V137H91L90 139H91V141H92V137H94V135H91ZM97 133H101V132H97ZM97 133H96V134H97ZM191 133H192V131H191ZM193 133H194V132H193ZM233 133H234V132H233ZM252 133H253V132H252ZM44 134H43V135H44ZM70 134L73 135L72 133H70ZM81 134H80V135L77 134L76 136H82ZM87 134H88L89 136H88ZM92 134H95V133H92ZM101 134H104V135H105L106 132H105V133L103 132V133H101ZM199 134H200V133H198V135H197L198 138H192V137H189V139H190V138L193 139V140L198 139V141L200 142L201 139L199 140V136H200ZM253 134H254V133H253ZM257 134H258V133H257ZM8 135H9V134H8ZM15 135H17L16 132H15L14 136H15ZM18 135H19V134H18ZM25 135H27V134H25ZM28 135H30V132L28 133ZM66 135H67V134H65V135L62 134V137H61V138H64V137H65V138L67 139L68 137H66ZM90 135H91V136H90ZM106 135H107V134H106ZM191 135H193V134H190V136H191ZM195 135H196V134H195ZM201 135H202V134H201ZM203 135H202V137H204ZM205 135H206V134H205ZM254 135H255V134H254ZM261 135H262V133H261ZM261 135H260V137H261ZM263 135H264V134H263ZM4 136H5V135H4ZM4 136H3V137H4ZM9 136H10V135H9ZM11 136H12V135H11ZM20 136H21V135H19V137H20ZM33 136H31L30 138L33 139V138H34ZM44 136H45V135H44ZM44 136H43V137H44ZM63 136H64V137H63ZM68 136H69V135H68ZM83 136H84V135H83ZM96 136H97V135H96ZM183 136H185V135H183ZM233 136H234V134H233ZM236 136H237V135H236ZM236 136H235V137H236ZM255 136H259V134H258V135H255ZM3 137H2V138L0 137V139H3V140H4V138H6V137H4V138H3ZM7 137H8V136H7ZM15 137H16V136H15ZM22 137H23V136H22ZM49 137H50V136H49ZM49 137L47 136V138H49ZM101 137L104 138L105 136H102V135H101ZM101 137H100V138H101ZM185 137H186V136H185ZM194 137H195V136H194ZM200 137H201V136H200ZM206 137H207V136H206ZM260 137H259V138H260ZM13 138H14V137H13ZM25 138L27 139V141L29 140V141L31 142V139H28L27 137H25ZM44 138H45V137H44ZM47 138H46V139H47ZM61 138H60V139H61ZM73 138L75 139V137H73ZM73 138H72V139H73ZM100 138H99V139H100ZM102 138H101V140H103L102 143H103L104 146H103L102 144H101V146L105 147V146L108 145V148H109V147H110V146H109L110 144H109V141H107L108 138H107L106 140H105L106 137H105L104 139H102ZM236 138H238V137H236ZM255 138H256V137H255ZM9 139H10V138H8V139L6 138L5 140H9ZM11 139H12V138H11ZM11 139H10V140H11ZM34 139H35V141L37 140L36 138H34ZM34 139H33L32 141H34ZM42 139H43V138H42ZM70 139H71V138H70ZM97 139H98V137L95 138L94 141L96 142ZM183 139H184V138H182V140H183ZM191 139H190V141H192ZM204 139H206V138H204ZM204 139H202V140H204ZM10 140H9V141H10ZM16 140H17V142L19 141L18 139H16ZM22 140H23V139H22ZM43 140H44V142H45V139H43ZM43 140H42L41 142H43ZM62 140H63V139H62ZM67 140H68V139H67ZM104 140L107 141L108 143H107V144L104 143ZM185 140H186V139H185ZM232 140H233V139H232ZM257 140H258V139H257ZM12 141H13V140H12ZM14 141H15V140H14ZM14 141H13V142H14ZM23 141H24V140H23ZM23 141H21V142H23ZM25 141H26V140H25ZM27 141H26V142H27ZM35 141H34V142H35ZM38 141H39V140H38ZM64 141H65V140H64ZM68 141L71 142L72 140H68ZM87 141H88V139H87ZM94 141H92V142L94 143ZM98 141H99V140H98ZM183 141H184V140H183ZM196 141H197V140H196ZM198 141H197V142H198ZM230 141H231V140H230ZM7 142H8V141H7ZM26 142H25V143H26ZM30 142H29V143H30ZM36 142H37V141H36ZM41 142L39 141L38 143L41 144ZM44 142H43V143H44ZM59 142H63V141L59 140ZM85 142H86V141H85ZM85 142H84V144H85ZM88 142H89V141H88ZM88 142H87V143H88ZM92 142L90 143V145L92 144L93 148H98V147H99V148L97 149V151H95V153H96V152H98L99 149H101V148H100V145H98L99 142H96L97 144H94V145H93ZM184 142H186V141H184ZM202 142H203V141H202ZM257 142L264 143V141L261 140V138H260V140L257 141ZM0 143H1V144L3 143L2 140H1ZM8 143H9V142H8ZM10 143H11V142H10ZM14 143H15V142H14ZM18 143H19V142H18ZM18 143H17V145H18ZM27 143H28V142H27ZM38 143H37V144H34V145L37 146ZM63 143H66V141L63 142ZM63 143H60V144H61V147H62V144H63ZM73 143H74V142H73ZM73 143H72V144H73ZM100 143H101V142H100ZM100 143H99V144H100ZM110 143H111V142H110ZM179 143H180V142H179ZM182 143H183V142H182ZM188 143H189V142H188ZM190 143H194V141H193V142H190ZM203 143H204V142H203ZM203 143L200 142V144H202V146L205 145V144H203ZM3 144H4V143H3ZM5 144H6V143H5ZM19 144H21V143H19ZM22 144H23V143H22ZM68 144H69V143H68ZM72 144H69V145H68V146H69V149H70V147H71ZM105 144H106V145H105ZM111 144H112V143H111ZM180 144H181V143H180ZM180 144H179V145H180ZM184 144L187 146L186 143H183V146H184ZM195 144H196V143H195ZM195 144H193V145H195ZM206 144H207V143H206ZM9 145H11V144H9ZM29 145H30V144H28V146H27V145H26V146H24V145H19V146H20L21 149L23 148L22 146H24V147H26V148L28 147V150H29V149H30V148H29ZM34 145H32V148H33ZM63 145H65V144H63ZM66 145H67V144H66ZM73 145H74V144H73ZM0 146H1V145H0ZM2 146H3V145H2ZM12 146H13V145H12ZM12 146H11V147H12ZM19 146H18V148H19ZM59 146H60V145H59ZM94 146H98V147H94ZM196 146H197V144H196ZM198 146H201V145H198ZM7 147H10V146H7ZM15 147H16V146H15ZM34 147H35V146H34ZM61 147H59V148L61 149ZM111 147L113 148L114 146L112 145ZM111 147H110V148H111ZM179 147H180V146H179ZM1 148H2V147H1ZM13 148H14V147H13ZM35 148H36V147H35ZM199 148H200V147H199ZM201 148H202V147H201ZM9 149H10V148H9ZM21 149H18V150H21ZM33 149H34V148H33ZM37 149H38V147H37ZM62 149H64V148H62ZM65 149H68V147L65 148ZM102 149H103V148H102ZM102 149H101V150H102ZM105 149L108 150L107 147H105L103 150L105 151ZM202 149H204V148H202ZM24 150H26V149H24ZM24 150H23V151H24ZM71 150H72V148L70 149V151H71ZM174 150H175V149H174ZM8 151H9V150H8ZM12 151H13V150H12ZM15 151H17L16 148H15ZM23 151H18V152H22V154H24L25 152L23 153ZM33 151L35 152L36 150H32V152H33ZM67 151H68V150H67ZM73 151H75V150H73ZM73 151H72V152H73ZM109 151H110L111 153H113V154L111 155L112 157L109 156L108 158H109V159H110V158L113 159V155H114L115 152H117V151L114 152V149H113L112 151H111V150H108V152H109ZM30 152H31V151H30ZM61 152H62V151H61ZM61 152H59V153H61ZM102 152H103V151H102ZM108 152H106V153H108ZM9 153L12 154L10 151H9ZM66 153H67V152H66ZM73 153H74V152H73ZM86 153H88V152H86ZM98 153L100 154L101 151L98 152ZM98 153H96V156L99 155ZM104 153H105V152H104ZM106 153H105V155L108 156L109 154L107 155ZM16 154H17V153H15V156H16ZM61 154H62V153H61ZM63 154H65L64 151H63ZM71 154H72V153H71ZM90 154H91V153H88V155H90ZM93 154H94V151H93ZM93 154H91V155L93 156ZM119 154H120V153H119ZM13 155H14V153H13ZM65 155H66V154H65ZM84 155H85V154H83V156H84ZM101 155L103 156V158L105 159V163L107 164V166L105 165V167L107 168V169H106V170H107V171H106V172H107V175L110 174L109 172H110V170H111L112 167H115V169L113 168L114 171L118 170L119 166H118V168H116V167H117V166H115L116 164L113 165V164L111 163V167H110L109 162H108V163L106 162V160H107L108 158L106 157V158H107V159H106V158L104 157L105 155H103L102 153H101ZM115 155L117 156V154H115ZM63 156H64V155H63ZM63 156H62V157H63ZM68 156H69V154H68ZM72 156H73V155H72ZM83 156H82V157H83ZM85 156H86V155H85ZM92 156H91V158H92ZM96 156H95V157H96ZM119 156H122V154H120ZM119 156H117L116 158H115V156H114V158H115L114 160H116V159H117V160H118V159L121 160V158H119ZM73 157L76 158L75 156H73ZM86 157H87V156H86ZM86 157H85V158H86ZM93 157H94V156H93ZM122 157H123V156H122ZM69 158H70V157H69ZM74 158H73V159H74ZM87 158H89V157H87ZM91 158H89V159L91 160ZM97 158H99V156H98ZM9 159H10V158H8V160H9ZM61 159H63V158H61ZM70 159H71V158H70ZM81 159H82V158H81ZM89 159H88V160H89ZM92 159H93V158H92ZM95 159H96V158H95ZM100 159H101V160H100ZM100 159H99L100 162H99L97 159H96V161H98L99 163H101V162L104 163V161H102L103 159H102V158H100ZM109 159H108V160H109ZM59 160H60V159H59ZM64 160H65V158H64ZM64 160H63V161H64ZM78 160H79V159H78ZM117 160H116V161H117ZM6 161H7V160H6ZM6 161H5V162H6ZM60 161H61V160H60ZM68 161H70V160H68ZM81 161L83 162L84 160H81ZM81 161H80V162H81ZM91 161H94V159L91 160ZM91 161H90V162H91ZM96 161H95V162H96ZM109 161H110V160H109ZM121 161H124V160H121ZM121 161L118 160L117 163L120 164ZM0 162H2V165H1L2 167H3L4 165L6 166V164H3V161H0ZM54 162H55V161H54ZM54 162H53V164H55ZM75 162H76V161H75ZM78 162H79V161H78ZM80 162H79V163H80ZM85 162H88V161H86V159H85ZM85 162H83V163H85ZM98 162H97L96 164H99ZM111 162H113V161L111 160ZM9 163H10V162H9ZM46 163H48V162H46ZM56 163H57V162H56ZM61 163H63V162L61 161ZM69 163H70V162H69ZM76 163H77V162H76ZM79 163H77V164L79 165ZM88 163H89V162H88ZM102 163H101V164H102ZM113 163H114V162H113ZM50 164H51V163H50ZM53 164H52V165H53ZM57 164H58V163H57ZM57 164H55L57 167L55 166L54 168H58V165H57ZM63 164H64V163H63ZM63 164H59V166H63V167H64L65 165H66V166L68 165L70 168H68V166H67V167H66V168H67L66 171H64V170H65V169H64L65 167L62 168V170H63L62 174H63L64 172H67V171H68V174H69V170L72 168L71 166H73V165H72V162L70 163L71 166L68 164V162H65V165H63ZM74 164H75V163H74ZM77 164H75V165H77ZM85 164H87V163H85ZM89 164H90V163H89ZM92 164H93V162H91V165H92ZM119 164H118V165H119ZM241 164H242V163H241ZM8 165H9V164H8ZM45 165H46V164H45ZM45 165H44V166H45ZM75 165L73 166V167L75 168L73 171H74V172L76 171V173H77V170H78V169H77V167H75ZM108 165H109V166H108ZM112 165H113V166H112ZM124 165L126 166V164H124ZM9 166H10V165H9ZM42 166H43V165H42ZM46 166H47V165H46ZM48 166H51V165H48ZM53 166H54V165H53ZM53 166H52V170H54ZM80 166H81V165H80ZM87 166H88V165H86L84 168L87 169V170H89V166H90V165L88 166V168H86ZM92 166H93V165H92ZM99 166H100V165H99ZM6 167H7V166H6ZM13 167H14V166H13ZM229 167H230V166H229ZM9 168H10V167H9ZM59 168H60V167H59ZM78 168H79V166H78ZM80 168H82V167H80ZM84 168H82V170H83ZM93 168H94V170H95V168L97 169V167H92L91 169H93ZM103 168H104V167H103ZM103 168H100V169H103ZM108 168H109L110 170H109ZM120 168H123V167L120 166ZM0 169H1V167H0ZM6 169H7V168H6ZM15 169H16V166H15ZM41 169H43V168L41 167ZM48 169H49V168H48ZM72 169H73V168H72ZM85 169H84V170H85ZM91 169H90V171H92V172H91L92 174L94 173V174H93V175H94V176H93L94 178H95V176L97 177L98 174H99V175L101 174V172L99 173V171L97 172V171H94V170H91ZM113 169H112V170H113ZM124 169H125V167H124ZM1 170H2V169H1ZM1 170H0V171H1ZM7 170H8V169H7ZM45 170H46V169H45ZM45 170H44V171H45ZM49 170H50V169H49ZM80 170H81V169H79V171H80ZM82 170H81V171H82ZM87 170H85V171H87ZM98 170H99V167H98ZM104 170H105V169H104ZM104 170H101L102 173H103ZM108 170H109V172H108ZM125 170H127V169H125ZM46 171H47V170H46ZM54 171H61V169H60V170L56 169V170H54ZM73 171H72L71 174H72V175H75V174H73ZM118 171H119L118 174L115 173V172H114L115 174H111V176H112V175H113V176L115 175V177L118 178V179L116 180L117 182L115 181L116 183H120L119 181H120L121 179L119 180V178H120L121 176L118 177L120 174H121L122 176H124V174L121 172L120 169H119ZM118 171H116V172H118ZM47 172H49V171H47ZM51 172L54 173L53 171H51ZM70 172H71V171H70ZM82 172H83V171H82ZM82 172H81V174H82ZM106 172H104V173H106ZM111 172H112V171H111ZM126 172H127V171H126ZM231 172H232V171H229V175L231 174ZM87 173H88V171H87ZM104 173H103V174H104ZM108 173H109V174H108ZM129 173L131 174V172H127L126 174L128 175ZM49 174H50V173H49ZM58 174H60V175H57V177L61 178L60 176H62V178H64V179H65V177L71 175V174L67 175V173L64 174V175H61V173H58ZM84 174H85V173L83 172V175H84ZM96 174H97V175H96ZM103 174H102V175H103ZM116 174H117L118 176H117ZM53 175H54V178L52 177V179L57 178L55 174H53ZM85 175H86V174H85ZM131 175H132V174H131ZM231 175H233V172H232ZM231 175H230V177H231ZM64 176H65V177H64ZM78 176L81 177L82 175H79V174H78V175H77V178H78ZM86 176H89V175H86ZM91 176H92V175H91ZM103 176H104V175H103ZM103 176H102V177L98 176V178L100 177V179H98V180L95 179V180H94V181H95V184L93 183L94 185H93V184H92V185L94 186V188H95L96 185H97L98 187H97L96 190H99V192L101 191L102 193H104V194H106V195L108 194V195L111 196V195H112L111 193L115 192V190L112 189V188H113L112 186H114L113 184H115V183H113V181H112V178H113V177L110 179V178H108V176H107V178H106L105 176H104V178H103ZM109 176H110V175H109ZM50 177H51V176H50ZM70 177H71V176H70ZM72 177H73V176H72ZM75 177H76V175H75ZM75 177H74V178H71V179H76ZM80 177L78 178V180H81V181H82L83 179H81L82 177H81V178H80ZM115 177H114V180L116 179ZM125 177L128 178V176H124V179L127 180V178H125ZM233 177H234V175L232 176V180L230 179V181H233V179H234ZM68 178H69V177H68ZM83 178H84V177H83ZM88 178H89V177H88ZM122 178H123V177H122ZM57 179H58V178H57ZM64 179H63V181H64ZM71 179L69 178V180H70L71 182H73ZM92 179H93V178H92ZM130 179H131V177L128 178L127 182H128ZM60 180H61V179H59V182L61 183ZM66 180L68 181L67 178H66ZM78 180L76 179L77 183H79ZM86 180H87V179H86ZM86 180H84V181H86ZM89 180H90V178H89ZM99 180H100V181L103 180L104 182L101 181L102 184H100V181H99ZM125 180H124V182H122L120 185H123V184L125 185V183H126V185H131V184H127V182H126ZM55 181H56V182H55ZM55 181H54L55 183L58 182V180H56V179H55ZM70 181H68V182L65 181V182H66V183H69ZM90 181H93V180H90ZM71 182H70V184H71ZM96 182L99 183V185L96 184ZM129 182H130V181H129ZM133 182H136V180H135V181L133 180ZM140 182H141V181H139V183H140ZM52 183H53V181H52ZM60 183H58V184H60ZM62 183L64 184V182H62ZM80 183H81V182H80ZM83 183L85 184V182H83ZM86 183H88V181H87ZM89 183H92V182H89ZM89 183H88V184H89ZM130 183H132V179H131V182H130ZM137 183H138V181H137ZM231 183H232V182H231ZM84 184L81 183L80 185L83 186ZM132 184H133V183H132ZM140 184H141V185H140ZM140 184H138V185L142 186L143 183L141 182ZM249 184H250V183H249ZM52 185H53V184H52ZM75 185H76V184H73V185H72V186H74L73 188H75V190H76V189H79L80 192L83 191V187H81V186L78 184L79 186L76 185V186H78V188H76ZM90 185H91V184H90ZM90 185H88V186H90ZM116 185H117V184H116ZM118 185H119V184H118ZM118 185H117V186H118ZM120 185H119V186H120ZM124 185H123V186H124ZM133 185H134V184H133ZM133 185H132V186H133ZM138 185H137V186H138ZM64 186H65V188H67V189H68V187H71V186H69V185H68V187H66V185H64ZM88 186H87V187L84 186V187H86L85 189H87V188L89 189ZM93 186H92V187H93ZM123 186H122V188H121L120 190L123 191L124 194H125L126 192H129V190L126 191V192H124L125 189L127 190V189H129V188H125V187H127V186H124V187H123ZM140 186H139V187H140ZM244 186H245V185H244ZM251 186H252V185H251ZM55 187L57 188L56 185H55ZM62 187H63V186H62ZM80 187L82 188L81 190H80ZM114 187L116 188V186H114ZM135 187H136V186H135ZM90 188H91V186H90ZM117 188H118V187H117ZM123 188H124V189H123ZM130 188H132V187H130ZM133 188H134V187H133ZM133 188H132V190H130V192L134 190ZM137 188H138V187H137ZM61 189H62V188H61ZM85 189H84V192L86 191ZM122 189H123V190H122ZM58 190H60L59 187H58ZM58 190H56V191H58ZM68 190H69V189H68ZM68 190H67L66 192H68ZM72 190H73V189H71V191L68 192V193L70 194V196H71ZM75 190H73V191L76 193L77 190H76V191H75ZM92 190H93V189H92ZM112 190H113V191H112ZM118 190H119V189H118ZM138 190H139V188H138ZM64 191H65V190H64ZM64 191H63V192H64ZM79 191H77V192H79ZM90 191H91V190H90ZM136 191H137V189H136ZM139 191H140V192H143L144 190L142 191V189L140 188ZM63 192H62V193H63ZM86 192H87V194H88L89 190L86 191ZM93 192H94V190H93ZM93 192H92V191H91V193L89 192V195L86 194L87 196H86V198L84 197V200H85V199H88L89 203L94 202L95 200H93V199H92L93 197L91 198V196H90L91 194H93V196H94L95 193H93ZM99 192H97V193L100 195L101 193H99ZM116 192H117V191H116ZM59 193H60V192H59ZM59 193H56V194H59ZM82 193H83V192H82ZM97 193H96V194H97ZM119 193H120V192H119ZM143 193H144V192H143ZM143 193H141V195L144 197V194H143ZM56 194H55V195H56ZM63 194H64V193H63ZM80 194H81V193H80ZM96 194H95L94 197H95V198H98V197L96 196ZM137 194H139V193H137ZM55 195H54V196H55ZM67 195H68V194H67ZM76 195H77V197H76V196H75V197L78 199V197H79L78 195H79V194L76 193ZM82 195H83V194H82ZM82 195H80V196L83 197V196L85 195V193H84L83 196H82ZM102 195H103V194H102ZM106 195H105V196H106ZM114 195L117 196L116 198H118V195H116V194H114ZM73 196H74V195H73ZM88 196H89V198H91L92 200L89 199ZM110 196H107V199H109ZM128 196H130V195H128ZM134 196H135V194H134ZM142 196H140V197L143 198ZM57 197H59V196H57ZM62 197H63V195H62ZM71 197H72V196H71ZM81 197H80L79 199H83V198H81ZM100 197H102V196L100 195ZM108 197H109V198H108ZM120 197H121V195H120ZM132 197H133V195H132ZM102 198H103V197H102ZM102 198H101V199H102ZM105 198H106V197H105ZM111 198H112V196H111ZM114 198H115V197H114ZM116 198H115V199H116ZM128 198H129V197H128ZM71 199H72V198H71ZM120 199H121V198H120ZM120 199L118 198L117 200L119 201ZM129 199H132V198L130 197ZM129 199H127V200H129ZM143 199H144V198H143ZM96 200H97V199H96ZM71 201H72V200H71ZM90 201H91V202H90ZM98 201H99V200H98ZM100 201H101V200H100ZM102 201H103V200H102ZM105 201H106V200H105ZM107 201H109V200H107ZM110 201H112V200L110 199ZM113 201H116V200H113ZM66 202H67V199H66ZM73 202L77 203V202L74 201V200H73ZM81 202H82V200H81ZM84 202H85V201H84ZM70 203H72V202H70ZM70 203H69V204H70ZM101 203H102V202H99V203L96 202L95 204H100V205H98V206H96V207H98V208L101 207V206H102ZM47 204H48V203H47ZM62 204H63V203H62ZM65 204H66V203H65ZM65 204H63V205H65ZM78 204H79V203H78ZM86 204L88 205V203H86ZM95 204H94V206H93L94 208H95ZM106 204H107V202H106ZM110 204H112V203H110ZM50 205L52 206V204H50ZM66 205H67V204H66ZM74 205H75V204H74ZM82 205H83V203H82ZM91 205H92V204H91ZM70 206H72V205L70 204ZM75 206H76V205H75ZM85 206H86V205H85ZM104 206H105V205H104ZM104 206H103V207H104ZM106 206H107V205H106ZM108 206H109V205H108ZM52 207H53V206H52ZM76 207H77V206H76ZM82 207H84V206H81V208H82ZM90 207H91V206L89 205V208H90ZM113 207H115V206H113ZM120 207H121V206H120ZM120 207H119V208H120ZM71 208L73 209V206H72ZM81 208L79 207V209H81ZM86 208H87V207H86ZM110 208H111V205H110ZM47 209H49V208H47ZM67 209H68V207H67ZM76 209H77V208H76ZM72 211H73V210H72ZM90 211H91V210H90ZM74 212H75V210H74ZM47 213H48V212H47ZM78 213H79V211H78ZM90 213H91V212H90ZM90 213L88 212V214H87L88 217H89V214H90ZM51 214H53V213H51ZM71 214H72V212H71ZM74 214H75V216H74L73 214H72V215H73V217H74V219H75V217H78L79 214L76 215V214H77L76 212H75ZM90 215H91V214H90ZM79 216H80V215H79ZM84 216H86V215H84ZM70 217H71V216H70ZM71 218H72V217H71ZM84 218L86 219L87 217H84ZM84 218H83V219H84ZM74 219H73V220H74ZM73 220H71V222H72ZM77 220H78V219H77ZM75 221H76V220H75ZM78 221H79V220H78ZM78 221H76V222L78 223ZM71 222H70V224H69V223H68V224L72 226V223H73V222H72V223H71ZM79 222H80V221H79ZM65 224H66V223H65ZM65 224H64V227H65ZM68 224H67V227L71 229V227H69ZM73 224H74V223H73ZM80 224H81V223H80ZM80 224H78V226H79ZM57 225H58V224H57ZM60 225H61V224H60ZM74 225H75V224H74ZM56 227H59V226H56ZM64 227H61V226H60V228H64ZM67 227L64 228V229H62V230H64V231H59V232H60V233H62V232H66L65 229H67ZM54 228H55V227H54ZM72 228L74 229L75 227L72 226ZM76 228H77V227H76ZM77 230H79V228H77ZM74 231H76V230H74ZM74 231H73V232H74ZM81 231H82V229H81ZM57 232H58V231H57ZM59 232H58V233H59ZM73 232H72V234H73ZM66 233H67V232H66ZM74 233H75V232H74ZM64 234H65V233H63V235H64ZM70 234H71V233H70ZM70 234H69V235H70ZM60 235H61V234H59V236H60ZM70 236H72V235H70ZM61 237H62V236H61ZM69 249H70V248H69ZM69 249H68V250H69ZM68 252H69V251H68ZM71 253H72V252H71ZM71 253H70V254H71ZM71 257H72V256H71ZM1 262H2V261H1Z\"/></svg>","mask_w":264,"mask_h":264}]
</instances>
